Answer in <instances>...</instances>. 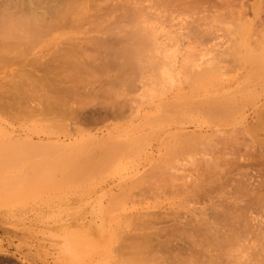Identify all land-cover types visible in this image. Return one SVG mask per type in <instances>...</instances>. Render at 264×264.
Listing matches in <instances>:
<instances>
[{
  "label": "rangeland",
  "instance_id": "obj_1",
  "mask_svg": "<svg viewBox=\"0 0 264 264\" xmlns=\"http://www.w3.org/2000/svg\"><path fill=\"white\" fill-rule=\"evenodd\" d=\"M92 1H93V3L91 2V6L95 5L96 2L97 3L100 2V0L99 1L98 0H92ZM102 1L103 0H101V2ZM129 1L128 0H110V1L108 0V2L105 1L108 4L110 2H112L111 3L112 5L110 4L109 6L112 7V8L111 7L110 8L113 9V11H116L114 9V7L123 11V12H120V14H119V11L117 10L118 11L117 15H116V12L114 13L113 11L111 13H114V14L111 15V13H109L110 10L109 11L106 10V7L108 6L106 3H104L105 5L103 4V7L102 6H101V8L99 7L100 10L98 12L100 13V17L102 16V18H99L98 15L95 14L96 11L93 10V12H95V13H92V14L97 15L96 17H98L100 19V21L102 19V21H103L102 23L98 22V24H97L96 19H98V18H95L93 15H92V17H90V18H95V20H94V21H96L95 24H97L98 26L101 25L102 28L103 27L106 28V29L103 28L104 30L108 29L107 31L101 32V35H102V33H105V32L107 34V33H112V31L115 32L117 30L120 32V33L115 32L116 34H118V36H116V34L114 35L115 36L114 39L116 40V42L112 41L114 44V45L112 44L113 46L118 45L116 37H118V38L121 37L120 38L121 41H122V38L125 37L123 35L124 33H122L125 31L121 32V29H123V27L120 28L121 27L120 23H123L124 25L126 24L124 26V28L129 26V30H128V28H127V30L125 29L126 31H129V32H131V30L133 32L132 28H135L137 26V24H140L141 25L140 30H143L144 32L147 30V27H150V28H148V30H153V31L157 30L155 32L154 36L155 37L157 35L159 36V39L155 38L156 40L158 39L157 41H159V40L161 41V44L158 43V45L159 44H160V46L162 45L161 46L162 49H164L166 46L167 54H172V56H169V55L168 56L173 60L169 59V57L165 53V55L168 57V60L166 62L167 65H168V61L171 60V61H173L172 63L176 66L177 69L184 66V67H186V69L188 68V70H189L190 67H193L190 65V64H192V65L197 66L196 67L197 69L195 67H193L196 69V72L197 71L201 72V69H202V71L204 69L203 72H205V71L210 70L208 68L211 67L212 64H213V66L214 65L218 66V65H220V63L222 65V62H224L223 65L220 66V68H222L221 69L222 72L219 70L221 72V74L223 73L224 76L219 73L222 77V78H220V75L218 74L219 71H217V69H215V66H214V69L217 71V74H215V75L212 74L213 76L211 75V78H213V79L209 78L206 80L207 82L204 81L206 84H203L204 82H201L199 84L197 83L198 86H196V84L193 83L194 82L193 78L189 77L191 80H193V81H191L189 78H187V77H185V75H183L184 73L181 72L182 70H184L183 68H181L182 70L181 69L179 70V73H180L179 74V73H177L178 71H176L177 69H175V66H174V68L172 67V70L175 69L174 72H172V70L171 71L169 70L170 71L169 74L171 73L170 76L173 74L172 79H170L169 81L176 79L178 77L176 79L177 80L176 83L171 81V83L173 82L171 85L175 84L174 85L175 87L171 86L172 87L171 88L169 85V81H168L166 86L164 87V89H161L159 86V83H158V79L156 78L154 80V78L157 77V75H158V74H156L157 72L152 71L153 69L151 68V71L154 73V76L156 74V76L154 77L152 75L153 73L150 72V69H149L150 66L148 68H146V66L148 64L152 65V63H153L152 60L149 59V60H146V62L148 61L147 63L142 64V66L143 65L145 66L147 64L145 66L146 70L144 68H142V69H144V71L147 72V70L149 69V71L147 73H145L144 79H141L142 78L141 76H143V75L137 76V74H136V76H135V78L141 77L140 79L144 81V83H143V81L138 80L139 78L137 79L139 83L137 82L138 86H137V88L135 86V88L139 92L136 91L134 88H132V87H134V83L136 84L135 81H132L133 86L129 87L132 84L131 80L134 79L133 75L135 73L134 74L132 72L130 73L131 74L130 80L124 78V81L121 82V84L122 83L127 84L128 83L127 80L130 81V83H128L129 86L127 85L129 87L128 89H134V91L129 90V93L131 92V95H130L129 93L127 94V92L124 93L126 91L125 90L126 87H124L123 85H122L123 86V92H121L122 90L118 91L119 87L118 88L113 87L114 85L108 86V84H107L109 82V81H107V77L109 78L110 76H112V77L114 76V75H110V74L107 75V73L114 71V69L116 68V66H115L116 61L114 59H112L113 56L110 55L111 54L110 52L109 53L107 52V53L111 57L110 56L108 57V55L106 54L108 57L107 58L105 56V53H106L105 50L106 49L104 48L105 49L104 51L102 50L103 47L100 49V51L102 50L103 52H105V53L101 52L102 53L101 55L105 56V57H103V59L98 55V57H100L99 61L101 62V64L98 63L99 61H98L96 56L91 57V59H90V56L87 57L88 52L90 51V54L92 55V53L94 54V51H95L92 48L93 47H94V49L96 48V46H93L91 48L90 43H92V41L87 40V38L92 37L91 35L94 32L98 35L100 34V33H98V31L92 30L93 31V33H92V31L90 32L91 29L89 30L90 26L94 27V25H93L94 21L92 23L87 22L86 25L85 24L80 25L81 28H79V26L77 25L78 28L76 30L72 29L73 27H76V25H75L76 23H74L72 28H69L65 31H64V29H62L64 32L61 31L60 34H58L59 33L58 30L63 25L60 24L61 25L60 27H59V25L56 26V28H58V30L55 31V33L52 34V31H54V30H52L51 33L48 32V33L42 35L45 39H47V38L52 39V40H50L51 43L49 42V40L45 41V39L44 40L42 39L45 42H43L41 40L42 43L40 41V43H38L39 44L38 45L36 43V42H38L37 41L38 37L35 40L36 42L34 41V43H33V40L29 41V42H27V40H26V42L21 41L20 43L18 42L19 44L17 43L16 40L12 41L16 47L20 48L19 46H21V47H23V50L25 48V50H29V52L26 51V53H25V51L24 52L21 51L22 48H20L21 50L18 49L19 51H21L23 53V56H22L21 52L19 53V51L17 49H13V50H17V52L13 51V50H12V52L10 51L8 53V56H7V61L6 60H4V61L2 60V62L0 61L1 62L0 63V148H1L0 154L5 155V156H6V154L8 156H14L15 154H17L19 152V154L21 156L28 157V161L22 162L23 164L20 163L21 166H20V164H11V165L8 164L9 166L8 165H6V166L2 165V168L4 166V170L0 166V169H1V171H0L1 172L0 173V264H156V263L157 264H165V263L168 264L171 261H173V264H174V261L178 260L179 256H180V259L184 258V257H185L184 259H186V261L184 259H182L184 262L176 261L179 264H181V263H183V264H188V263L193 264L194 263L195 264L196 262L203 264L205 262V259H207L206 256L209 255V254L207 255V253H210L214 256L215 259L212 260L211 259L212 256L209 259H211V261L216 260V264H232V263L233 264H239V263L240 264H264V253H262V252H264V249H263L264 248V186H263L264 185V183H263L264 182L263 181L264 180V176H263L264 175V159H263L264 158V74L262 73V70L264 69V62H262V63L260 62L259 64H261V65L259 67V66H257V64L255 65V61H256L255 59L256 58L253 59V57H252V53L256 51V50L253 51V47L256 48V44L259 43V47H262V46L264 47V44L263 45L261 44V43H264V40L262 42H260V40H262L264 38L263 37L264 36V0H200V1L198 0V2L195 0H192L196 3L195 5H193V7H192L193 3L190 5L191 0L189 1V4H188V2H187V4H185L186 0L185 1L179 0L180 2L175 0V3L177 1V3L182 4V5H178L176 3L178 7L183 6L179 9L177 6H175L176 4L174 5V2H173V5H171L169 2V5L171 7L169 5H167V8L169 6V9H165V6L162 7V5H161V3H164V2H161V0L154 2L155 0H153L156 8L151 7L150 8L151 10L147 9V8H149L147 5H149V3L152 2L151 0L148 3L145 2L146 0H135L137 5L134 4V0H133L132 4L130 3L132 0L130 2ZM147 1H149V0H147ZM162 1H164V0H162ZM168 1L169 0H167L166 4L168 3ZM182 1H184L185 3L184 2L182 3ZM171 2H172V0H171ZM156 3H158L162 8L160 6L158 7V5ZM98 4H100V3H98ZM89 5H90V3L88 4V6ZM97 5H95V6H97ZM133 5H134V8L136 7L137 9H140V10L138 11L136 8H135L136 10L134 8H132ZM104 6H106V7H104ZM149 6H151V4ZM174 6H175V8H174ZM87 8H89V7H87ZM110 8H108V9H110ZM152 8H153V10H152ZM163 8L167 12L164 11ZM92 9L93 8L91 7L90 10L92 11ZM176 9L178 10V12ZM90 10H88V11H90ZM162 10L164 12H162ZM155 11L156 12L159 11V12H157V14L159 13L160 15H155L156 14ZM170 12L171 13L174 12V13L171 14ZM138 13H141V14L138 15ZM164 13H165V15H164ZM175 13H176V15H175ZM121 14H122V16H121ZM127 14H130V16H132L133 14H137V21H139V22L137 23L134 21L133 23L130 24L127 20ZM88 15H85V16L83 15V17H86ZM103 15H105L107 20L104 19ZM152 15H154V18ZM119 16H121V17H119ZM139 16H141V17H139ZM149 16H151V17H149ZM156 16L159 20L156 18ZM167 16L170 18H168ZM159 17H161V19ZM162 17H164V18H162ZM166 17H167V19H166ZM121 18L123 20H126V21H123ZM150 18H151V21L148 20ZM240 18H242V19H240ZM162 19H164L165 21ZM78 20H75V21H78ZM81 20L83 23V19H81ZM81 20H80V22H81ZM92 20L93 19H91L90 21H92ZM157 20L159 21V23ZM200 20H201V22H200ZM231 20H233L232 23H234V24H236L238 22L237 25L232 24L230 22ZM84 21H85V19H84ZM87 21H89V20H87ZM104 21H106V22H104ZM121 21H123V22H121ZM148 21H150L151 24L154 22V25L152 24V26H154L155 28L152 26H149V24H147V23H149ZM135 23H137L136 26L134 25ZM167 23H168V25H167ZM206 23H209V24L207 25ZM210 23H212V24H210ZM243 23L245 25H243ZM146 24H147V26H146ZM231 24L234 26V28H233V26H231ZM97 25H95V26H97ZM133 25L135 27H132ZM210 25H212V26H210ZM242 25H243V27H242ZM65 26L67 28V26H69V25L68 24L64 25V28H65ZM82 26L84 28V30H83L84 33H81L82 32ZM159 26H161V27H159ZM101 27H99V28H101ZM190 27H192L191 28L192 30L190 29ZM199 27H201L202 29ZM97 28L98 27H96L95 29L98 30L99 28L98 29ZM102 28L99 30H102ZM109 28H111V30H109ZM151 28H153V29H151ZM203 28L205 29L204 30L205 32L203 31ZM207 28L209 30H207ZM232 28H233V30L235 29L236 31L239 29L238 31H242L243 34L241 32L237 31V32H234V35L232 36ZM53 29H55V28H53ZM137 29H139V26L137 27ZM60 30H61V28H60ZM73 30H75V32H73ZM78 30H81V31L79 32ZM195 30L197 32H195ZM199 31H200V34L198 35ZM158 32L160 35L157 34ZM201 32H202V34H201ZM78 33H81V35L83 34V37L81 35L78 36ZM151 33H154V32H151ZM151 33H150V36L152 35ZM49 34L50 35L52 34V35L49 36ZM74 34L76 37L74 36ZM96 34H95V36L93 35L94 36L93 40L95 39V41H96ZM241 34H242V36H240ZM98 35H97V37H100V39L105 38V36L101 37V35H99V36ZM174 35H175V37H174ZM42 36H39V37H42ZM53 36H56V37L54 38ZM77 36H78V38H77ZM70 37H71V39L74 38V40H73L74 42H75V38L78 40L80 37L81 40L79 39L78 43L86 51L88 49L87 53L85 54L86 51L84 49L80 50V48L78 49L77 46H75V45H73L75 50H73V48L71 50V48L68 47L69 44L66 46L65 44H67V43H65V40H71ZM160 37H162V38H160ZM232 37L238 41L237 42L238 44L236 45V47L239 46L237 49L239 51H238V53H236L235 58H237V54H238V57L240 59L237 58L236 60L238 63L242 62L241 64L240 63L235 64L236 60L234 59V61H235L234 62L233 59L230 58L231 54L229 57H225V58L223 57L224 55L228 54V53L225 54L226 51L227 52L230 51L231 44L232 45H233V43L236 44L235 40L231 39ZM82 38L86 39V40H84L83 43L80 42V41H82ZM176 38H177V40H176ZM104 40H106V39H104ZM231 40H233V42ZM177 42H178V44H177ZM63 43H65V44L62 45ZM120 43H121V46L124 45V44H122V42H120ZM252 43H253V45L255 44V46H253ZM23 44H26V46L24 47ZM72 44H70V47H72L71 46ZM49 45H50V47H49ZM54 45H56L55 49H54ZM91 45H93V43ZM243 45L245 47H243ZM250 45L253 46L251 48V50H249L251 47ZM51 46H53V47H51ZM58 46H60V50H58L59 49ZM121 46H119V47H121ZM64 47L65 48L68 47L70 50H68V48L66 50L68 52L70 51L71 54L74 53L73 51H78V50H79L78 51L79 53L77 52L78 54L82 53L81 56L79 55L81 57V60L79 58L77 59L73 55L72 56L78 60L77 62H79V63L82 62L81 63V65H82L81 69H83L82 70L83 73L85 71L87 73L90 72L89 68H91L92 66L94 67V65L95 66L100 65V66H96L97 69L95 67H94L95 69L93 67L91 68L92 71L94 70L93 71L94 74H92V75L95 76V78H94L95 80L93 79V77L90 76V77H88L87 80L89 81L92 78L90 80L91 83H89L90 82L89 81L86 84L84 81H86L85 79L87 77H85L84 81L81 80V83L84 82L86 85L84 86V85H82L83 84L82 83L79 86L78 81H80V80H78L77 81L78 86H77V84H75L76 80L72 79V81L75 80L74 85H73V82L70 83L71 81H69V79L71 80V78H69V77L71 76L73 78V76L75 74L70 69H69V71H71L73 73V76H72V74L70 75L69 74L70 72H68V70L66 71V69H65L64 70L65 72H62L63 74L60 75L62 78L60 76H59L60 78L56 77L59 74L58 72H60L61 68L64 69V67L61 66V62H62L61 60L64 58V56L62 58V54H63L62 51L65 50ZM106 47H110V45H108ZM119 47H118V49H120ZM161 47H159L160 50H161ZM168 47H170V48H168ZM259 47L256 48L257 50H259V53H256V52L254 53V55L258 54L257 58L259 55L264 56V49L259 48ZM61 48H64V50H62ZM113 48H117V47H113ZM232 48L234 49L233 46H232ZM76 49H78V50H76ZM97 49L98 48H96V51L99 50V49L98 50ZM181 49H182V51H181ZM221 49L223 51H221ZM92 50H93V52H92ZM114 50H116V49H114ZM176 50H177V52L175 53ZM246 50H248V51H246ZM262 50H263V52H262ZM107 51H109V48L107 49ZM54 52L58 53V54H56L57 56L55 55ZM170 52H172V53H170ZM178 52H180V53H178ZM220 52L223 54H221ZM230 52L232 53V51H230ZM235 52H237V51H235ZM18 53H19V55H21V57L18 55ZM24 53H25V55H24ZM77 53H75V55ZM162 53H163V51H162ZM218 53L220 55H222V57H220V55ZM51 54L55 55L54 60L55 59L57 61L60 60V63L55 60V64H51L52 65L51 66L49 64L51 62V60H49V59L52 58ZM64 54H67V53H64ZM249 54H250V56L247 57L246 55H249ZM160 55H161V53H160ZM192 55H194V56H192ZM233 55H235V54H232V57H233ZM79 56L77 55V57H79ZM149 56H148L149 58H152L153 55L150 54ZM175 56L178 58V60L175 59ZM56 57H58V58H56ZM94 57H96L97 60L93 59ZM155 57H158V60H161L165 56L163 54V57L162 56H161L162 58L160 57L161 59L159 58V56H155ZM250 57L253 60V65L257 66L256 69L254 68V66L251 63L252 60H249L251 64H248V60H246V59H250ZM88 58H89V60H88ZM145 58H146V54H145V57L143 56L142 59H145ZM214 58H215V61L212 62V60ZM216 58H218V59L216 60ZM146 59H148V58H146ZM184 59L187 62L184 61ZM91 60H92V62H91ZM165 60H166V58H165ZM188 60H190L191 63ZM52 61H53V58H52ZM143 61L145 62V60H142V63H143ZM171 61L169 63L170 65H172ZM181 61H182V63L184 62L185 64L184 63H183L184 65L181 64ZM193 61H194V64H193ZM210 61H211V63H209ZM217 61L219 62V64L215 63ZM232 61L234 63H232ZM93 62H94V64H93ZM197 62L198 63L200 62V63L197 64ZM36 63H38V65H39L38 68L41 70V72L38 70V68L37 69H34L35 67L32 68V66H34ZM47 63H48V66L47 67L44 66ZM56 63L59 66H61L60 68L57 69V71L59 70L58 72L56 71V72H54V74H48L51 71L47 72V73H43V70H44L43 68H45V67L48 68L49 65L51 67L48 68V71L50 70V68H51V70L54 69V67L57 68ZM89 63H91V67H90ZM101 65H103L102 67L106 66V69L111 68L112 70L110 69L109 70L110 72H109L105 68H101ZM237 65L238 66L241 65V66L238 67ZM35 66H37V64ZM107 66L109 68H107ZM199 66H201V67H199ZM250 66H251V68H254V69L252 70L250 68ZM85 67H86V69H84ZM168 67H169V65H168ZM65 68H67V67H65ZM98 68H100V69H98ZM193 68H190L191 72H189V73L191 75L189 73L186 74L187 73L186 71H188V70L184 71L185 74L193 76L192 75V69ZM212 69L213 68H211V70ZM194 70H193V72H195ZM46 71H47V69H45V72ZM97 71H98V74H100V75L96 74ZM115 71L116 72H114V74L118 75L117 69H115ZM259 71H261L262 74L261 73L258 74ZM66 72H68V74H64ZM200 72H198V73H200ZM19 73L22 75L21 76L17 75ZM81 73L79 74V72H78L77 74L79 76H81L82 75ZM139 73H142V72H139ZM175 73L178 75H175ZM214 73H215V71H214ZM77 74L75 76H77ZM95 74L98 76H96ZM33 75H34V77L37 76L36 79L37 78L40 79V80L37 79L38 81H42V83H39V85H35L36 90L33 92V95L36 96V97L33 96L35 99L32 98L33 99L32 101H30L31 99L30 100H24V98H26V97L28 98V97L32 96L31 92H30V96L28 95L22 99L18 98L16 95H13L14 92H16L17 90L16 89L13 90L12 86L15 85L16 83H20V82L24 83V81L27 85H30L32 82H34L36 80L33 77ZM50 75H52L53 79H51L52 77ZM46 76L48 79L50 78L49 81L51 80V82L55 79L54 78V76H55L62 83L55 79L56 81L54 80V82H52L53 86H54L53 87L52 84H49L51 82H49L48 79H45L46 81L44 80V78ZM86 76H88V75H86ZM146 76H147V79H145ZM148 76H150V77H148ZM174 76H177V77H174ZM112 77L110 79L113 80L115 77L114 80L116 82H120V81L116 80V76H114L113 78ZM151 77L152 78L154 77L153 81H152ZM189 80L192 82L190 84H193L195 86L194 88L193 87L191 88V85L189 84ZM210 80L212 83L214 82L213 85L210 82ZM106 81H107V83H106ZM187 81H188V83H187ZM116 82H114V84H117L116 86H119L118 83H116ZM22 83H20V84H22ZM55 83H56V86H55ZM145 83H147V84H145ZM59 84H61L63 87ZM67 85L71 86L69 93L67 90L69 87L64 89V86H67ZM101 85H103V87H107V91H108V89H111V87H113L114 90L111 89V91H114L112 94L113 96L114 95L116 96V94H114L116 91H118V93L121 92V94L124 93L123 95L126 94V96L124 98L121 96V98L119 100L117 98H119L120 96H117V97L114 96V98L112 96V98H111L108 96V93H106L107 92V91H105L106 88H103ZM140 85L142 88L140 87ZM167 85H169V86H167ZM199 85L200 86L203 85V90L196 88V87L200 88ZM204 85L205 86L210 85V86H208L210 89L207 87L208 88V90H207V88ZM47 86L51 87V92L52 93L54 92V94L56 92L54 90H56L57 87L61 86L60 87L61 90H59V88H58L60 93L63 94V92H64L63 90H67V92L65 91V94H63V96H66V93H67V96H68V94L70 95L71 91H72V93L75 92L76 94L75 93H74L75 95L71 94L73 96H71V98H70L71 103H73L74 105H72L69 101V109H70L71 105H72L71 107H73L75 110L78 109V110H76V111H78L77 112L78 114L77 113L76 114L79 116L74 115L76 112L75 110H74V113L71 114V116H73L72 118L70 116L68 117L67 114H65L66 115L65 116V115H63V111H62V113H61V110H60V112H59V110L56 111V109H59V108H56V109L53 108V110H51V111H54V109H55L56 112L54 111V113L52 112L54 115H50L52 113L49 112V110H48L50 105L48 102L49 106H47V102H46L47 100L46 99L48 97L46 98L45 95L51 97L50 95L52 93L50 92L51 94L49 95ZM122 86L120 88H122ZM153 86H154V88L156 87V89H154ZM55 87H56V89H54ZM76 87L78 88V90L76 89L73 92V89H75ZM101 87L103 90L101 89ZM52 88H53V90H52ZM71 88H73V89H71ZM115 88H117L116 91H115ZM167 88L168 89L171 88V89L168 91ZM259 88H261V89H259ZM100 89L105 92V95H104V93L102 94V91ZM193 89H194V91H193ZM196 89H198V90H196ZM59 91L56 92V94H60ZM144 91L147 93H145ZM258 91H260V93ZM252 93H253V95H252ZM101 94L103 97L101 96ZM39 95H41V96H39ZM106 95L110 99H108V97ZM117 95H119V94H117ZM60 96L62 97V95H60ZM127 96H129V97L127 98ZM100 97H102L101 98L102 100L100 99ZM106 97H107V99H106ZM234 97L238 98V99L235 100ZM248 97L250 99H253V97H255L254 98L255 103H254V99H253L252 103L251 102L248 103L250 101V99H248ZM68 98H69V96H68ZM212 98H213V100H212ZM222 98L225 100H223ZM48 99L50 100V98H48ZM70 99H67V98L64 99L65 103H66V100H70ZM206 99H208V101L204 102V100H206ZM231 99L234 102V104L238 102L237 106H239L240 100L243 103H248L245 105L246 108H244V106H243L242 113H241V111H239L240 114L238 116L234 112L235 117H233L232 116L233 114H231L230 112L237 111V110H239L240 107H238V109L236 107L237 110H234L233 108H232L233 109L232 111L229 110L230 112H229V114L228 113L227 114L230 115V117H228L227 114H224L225 119H222L223 116L220 117L223 121L219 118V116H221V115H218V116L214 115V116H216L215 118H217V119L215 120V118L213 117L214 120L211 121V119H212L211 118L210 122L208 121L209 118L207 120L205 117L202 118V115L201 116L199 114L197 115V113H200L197 110L200 111L203 107L202 105L205 106V108L203 107V111L205 114L204 109H206V111H208V108L210 107V103L211 104L212 103L213 104L214 103L219 104L220 102L227 103V101H228L229 104L227 103V105L230 106V102H232V101H230ZM256 99H257V101H256ZM52 100L53 99L51 97L50 103L52 102ZM246 100L247 101L249 100V101L246 102ZM201 101L204 103H200ZM235 101H237V102H235ZM121 102H124L126 107H125V105H123L124 103H122L123 107H122V105H119L122 107V109H121L118 106V104ZM180 102H181V104H182V102L184 103L180 106L178 105V107H179L178 111L183 107L180 110V111H182V112H180L182 114H183V111H185V112L187 111L186 109L188 107H190L189 108L190 111H191V109L192 110L194 109L193 108L194 106L196 108L197 107L201 108V109L197 108L196 113L193 111L194 114L193 113L190 114L188 112L189 111V109H188V111H187L188 113L186 112V115H188V118H186V119L184 118L185 114L184 115L180 114V116L182 115L181 118H184L187 122H188V120L191 119V122L189 121V123L194 122L193 124L187 123L184 119L182 121H181V119H179L181 122L185 121L184 125L182 123L178 124L177 122H179V120L178 121L175 120L176 123L178 124L175 126L176 123L174 122V124H173L171 120H172V117L175 119L177 114H178L177 115V117H178L179 112H177V114H171L172 117L169 114L173 112L172 110L174 108H172V110H167V111H171V112H169V114H167L168 112L165 113L168 106H169L168 109H171L170 107L172 105H176ZM188 102H189V104H188ZM207 102H208V104H206ZM52 103H51V105H52ZM57 103H60V102H57ZM76 103H78V105ZM253 103L255 105H253ZM60 104H62V103H60ZM95 104H97V106ZM162 104L164 107H162V106L160 107V105H162ZM192 104H194V105H192ZM231 104L233 105V103H231ZM116 105L121 110H119V108ZM207 105L209 106L208 108H207ZM222 105H224V104H222ZM78 106L80 107V109L82 107L84 109L82 108V110H80L78 108ZM63 107H65V106H63V104H62V108ZM100 107H102L103 109ZM175 107H177V106H175ZM225 107H226V105H225ZM230 107H232V106H230ZM128 108L131 111L129 110L127 112ZM69 109H68V111H69ZM163 109H165L164 114L167 116L166 118L168 119V117H169L171 120L164 121L165 115L162 116ZM175 109L177 110V108H175ZM118 110H119V112L117 113ZM133 111L134 112L136 111L135 113H138V114L134 113V115H133L132 114ZM203 111L201 113H203ZM47 112H49L48 116H47ZM56 113H57V115H56ZM65 113H67V111ZM69 113H70V111H69ZM116 113H117V115H115ZM120 113H122L124 116ZM42 114H44V115H42ZM80 115L82 118L80 117ZM58 116H60L62 118L63 122H60L61 119H59ZM207 116H208V114H207ZM236 116H237V118H236ZM57 118L59 120V122L57 121V125H59V127L61 126V124H62V126L66 125V127L65 126L62 127L66 130L65 132H63L64 131L63 129H62V131H57V129L60 130L61 127H60V129H59V127L57 129L52 128L51 123L54 126V124H56L55 119L57 120ZM73 118H74V120H73ZM77 118H79V119H77ZM159 118H161V119H159ZM232 118H235V119L232 120ZM52 119H54V121ZM217 120H219V121L215 122V124H212V122L214 123V121H217ZM199 121H200V123H199ZM53 122H55V123H53ZM169 122H171L172 124ZM201 122L203 123V125ZM236 122H238V123H236ZM48 125H49V127L51 126V128H47ZM197 126H199V127H197ZM214 126H216L218 129ZM54 127L56 128V125ZM181 127H183V129ZM184 127H185V129H184ZM178 129H180V130H178ZM173 130H175V132L177 130V132H176L177 134L175 132H172ZM218 130H220V132ZM180 131H182L183 133L182 132L180 133ZM193 131H196L194 133V135H196V136H193L192 134H190L191 136H193L192 140H195L196 137H199V136H197L198 133H201V135L199 134L200 138H204V139L203 140L202 139L199 140L200 138L197 139L198 144H195V145H197V147H194V148H193V145H194L193 142H196V141L191 140L192 141L191 143L193 145L190 143L191 145H188V146H191V148L194 150L189 148L188 152L191 153L190 155H192V156H190L188 153H187V155L190 156L192 159L190 157L189 158L191 160L189 158H183V159L179 158L180 160L177 161L179 164L176 162L179 167L177 166V164L175 165V161H174V163L172 162V167H170V170H171V168L174 169L173 166L175 165L174 167L177 166V168H176L177 172H175L176 171L175 169H174V172H172V170H171L172 175H169V177L171 176L172 177V178L170 177L171 179H173V177H174V179H177L178 181L179 180L181 181L182 179H184L183 183H185V185H187L190 182L191 178H196L199 174L201 176L203 172L206 173L208 171V173H210V170H212V169H214L213 171L218 172V173H214V174L224 175L222 177H225L226 181L229 183L228 184L226 182L227 183L226 186L224 184L225 180H222L223 178L221 176H220L221 179L217 178V179H219V182L215 177L217 175L212 176V177H215L216 183L218 182V184H219V185L216 184L218 186V189H215V191L213 190L214 191L213 193H212V190L211 191L209 190L211 192V195L213 194L212 196L209 195L210 194L209 191H208V193L205 194V189L199 191V193L203 194V197L204 196L206 197V195L208 196V197H206V199L202 198V195H201V197H199L200 196L199 195L198 196L199 198L197 197V195H195V197H190L192 195H190V193L187 194V192L185 193V191H184L185 196L183 197V194H181L182 195L181 196L180 194H177V192H175V187H176V190H179V187H181V182H180V184H178L179 182L175 183V184L180 185L179 187H177L176 185H173L172 181L171 182L169 181L170 185L172 183V185H171L172 188H168L169 184H167L166 186L163 185L164 186L163 187L161 184H158L160 181L157 183L155 182L156 179H158V178H156V176L153 177V175H156L159 171L163 172L164 176H168L165 174V172H167V171L164 172L162 170V168H164V167H162L163 165L160 166L162 161H163L162 164H164L166 161L160 160L161 162L159 164V161L157 158V157H159L158 155L161 152H163L164 150H166V147H169V149L173 148L171 145L176 142V140H175V142H172L175 137L179 138L178 141L176 142L178 144L180 141H182L181 139H185V140L190 139L189 138L190 136L188 137L186 133H185L186 135L184 134V132H188V135H189V133H191ZM217 131L219 132L220 135L218 134ZM172 133H174V134H172ZM222 133H223V135H222ZM140 135H141V137H140ZM215 136H217V137H215ZM130 137H131V139H130ZM136 138H137V141H135ZM138 138L143 139V141L139 140ZM160 138H163L162 139L163 141ZM193 138H195V139H193ZM86 139H87V141L89 140L88 142L90 144L88 142L84 141ZM90 139L92 142H90ZM92 139H94V140H92ZM106 139H108V140H106ZM112 139H113V141L117 140L116 142L114 141L116 144H117V142L119 143V141H120L121 143H119V144H122V145L124 144L125 140H126L125 142L129 141V143L135 142L136 144L134 143L133 145L132 144H129V145H131V147H133V148L135 147L134 148L135 151L137 150L136 148L138 146V148H140V149H138L139 151L137 150L138 152H140L141 150L144 149L143 152H145L146 155L144 157L142 156L141 159L139 157H138V159H136L137 157L136 158L131 157V158H126L127 160H123V159H125L123 157L122 158L119 157V159L117 160L115 157L114 158H112V157L106 158V157L102 156V158H103L102 160L104 161V162H102V165L98 161H97L98 162L97 163L93 160V163L88 164L89 168L82 169L83 166L85 167L87 165H84V163L81 162L80 158L81 157L85 158L86 156H89L90 154H92L94 151H97L96 154L98 153L97 154V156H98L100 153L98 152V149L96 148V146H98L100 144L104 145V143H107L105 145V147H107V146L113 144L112 141L110 142V140H112ZM99 140L101 143L98 142L99 143L98 144L96 142V144H98V145H95L94 142L99 141ZM73 141L74 142L79 141L81 143L77 142V144H76ZM122 141H123V143H122ZM161 141L163 142V144ZM200 141H203L201 143L202 146L200 144ZM35 142H36V145L35 144L32 145V143H35ZM52 142L53 143L57 142V146L59 145L58 142L61 143L62 145H64L65 148H63V149L61 148L62 149L61 151H64V149H66V146L68 149L70 148L71 150H74L72 152V154L66 156L65 158H62L65 163L67 162L66 164L65 163L61 164V162H60L62 160L61 157L59 158L60 159L59 161H55V162H57V164H53L54 163L53 158L55 157V155L50 153V152L48 153L47 156H46V154H44V152L46 150L42 149V147H44L48 143L53 144ZM137 142H140V143H137ZM25 143H27V145L29 144L31 146V147H28L30 149H28V148L23 149L24 148L23 144H25ZM37 143H39V144H37ZM86 143H87V145H84ZM176 143L174 144V146H176ZM119 144H117V145H119ZM126 144H124V145H126ZM203 144H205V145H203ZM17 145H19V146H17ZM82 146H83V148L85 146V148L84 149L81 148ZM18 147L20 148L19 149L20 151L17 150ZM32 147H33V149L31 150ZM76 147L78 149H76ZM103 147H101V148H103ZM127 147H129V149H130V146H127ZM44 148H47V145ZM80 148L82 149V151L84 150L82 153L83 156H82V154H79V151H81V150H79ZM133 148H131V150ZM39 149H42L43 151H41ZM134 149H133V151H134ZM85 150H88V151L86 152ZM89 150H91V152ZM103 150L105 153L106 150L104 148H103ZM190 150H191V152H190ZM21 151L25 152V153H21ZM67 151H69V150H67ZM9 152H11L10 155L8 154ZM40 152H42V153L40 154ZM88 152H90V153H88ZM2 153H4V154H2ZM58 153H60V152H58ZM73 153L76 154V158L73 159V161L75 160L76 164H78L80 162V165L79 164L74 165L75 161L73 162L71 160L72 158L75 157V155ZM104 153L101 150V154L103 155ZM194 154L196 157L194 156ZM53 155H54V157H53ZM92 155H90V156H92ZM79 156H81V157L79 158ZM93 156L96 157L95 154ZM31 157H34V158H31ZM50 157L51 158L53 157V158L51 159ZM56 157H59V156H56ZM152 157H154V158H152ZM104 158L106 159V161H108V158L116 159L117 161L111 160V163L114 162L113 165H109L108 167H105L107 165L106 164L103 165V163H105ZM31 159H33V160L30 161ZM224 159H228V161H229V162H226V163H229V164H226L228 170L225 168L226 167V165L224 163L225 161L223 162L224 166H222L223 165L222 161ZM37 160H38V162H37ZM45 160H46V163H48L49 161H52L51 163L53 165L51 163H48V165H47L45 163ZM56 160H57V158H56ZM102 160H99V161H102ZM119 160H120V162H119ZM234 160H235V162L237 160L236 164H235ZM42 161H44V163ZM70 161H72V164L70 163ZM230 161H231V164H230ZM28 162L30 163V165ZM35 162L37 163V165ZM126 162H128V163L134 162V163L130 168H127L126 170H122L121 165H122V163L125 164ZM81 163L83 164V166L81 165ZM136 163L140 164V166H137ZM246 163H248L249 165ZM260 163L262 165H260ZM27 164H28V166H26ZM156 164H158V165H156ZM166 164H167V167H169L168 164L170 165L171 163H166ZM166 164H164V166ZM181 164H183V165H181ZM240 164H241V166H240ZM23 165H24V167H23ZM38 165L40 167H38ZM73 165L75 167H78V168H79V166L82 167V168L80 167L82 169L81 170L82 174L78 173L80 175L79 180L77 179L78 174H76V173L80 172V171L78 170V168H75ZM229 165H231L232 167H230ZM235 165H236V167H234V169H232L233 166H235ZM238 165L241 167V169L239 167H237ZM246 165H248L249 167L247 166L248 167L247 168ZM258 165H260V166H258ZM204 166H206V167H204ZM207 166H209V167L211 166L210 168H212L214 166L217 169L216 168L210 169L209 167L207 168ZM256 166H258V167H256ZM5 167H6V169H5ZM25 167L27 170H25ZM41 167H42V169H41ZM64 167H66V168L64 169ZM67 167L69 169H67ZM72 167H74L73 169H75V170L77 169L78 171L76 170L77 171L76 173L72 172V171H74V170L70 169ZM102 167H104L105 170L107 168L109 170L105 171L104 169H102ZM9 168H11V171ZM39 169H40V171H39ZM86 169L87 170L88 169L89 170L94 169V170H92V172L90 170V171H88L89 173L88 172L86 173V171H83ZM119 169H120V171H119ZM165 169L168 170V168H166V167L164 168V170ZM235 169H237V170H235ZM36 170H37V172H36ZM70 170H71V172H70ZM135 170L137 171V174H134ZM23 171H24V173H26L25 175H24ZM47 171H48V173H47ZM65 171L70 172V174L68 173L69 176L67 175V173ZM94 171H95V174H94ZM133 171H134V173H133ZM225 171L227 173H225ZM257 171H258V173H257ZM43 172H45V173H43ZM232 172H235V173H232ZM35 173L38 176H36ZM142 173L144 174L145 179L141 178L143 176ZM149 173H151V175ZM163 173H162V177H160L161 179L166 178L163 176ZM167 173H169V172H167ZM228 173H231V174L229 175ZM29 174H31V175H29ZM45 174H47V176H45ZM83 174H86V175L82 176ZM210 174L207 175V173H206L205 175L207 177H209ZM227 174L229 175L230 178H228ZM74 175H75V177H73ZM138 175H139V177H138ZM145 175H148V176H145ZM91 176H93V177H91ZM206 176H205V178L207 179ZM16 177H17V179H16ZM212 177H209V178H211V181L214 180V178H212ZM19 178L21 179L20 181L18 180ZM83 178H85L86 180H84ZM209 178L207 180L208 182H209ZM24 179L27 182H25ZM127 179H129V180H127ZM236 179L238 181L240 180V183ZM246 179H249V182ZM71 180H72V182H71ZM153 180H155V181H153ZM177 180H175V181L177 182ZM197 180L198 181H196L195 184L192 185V187L197 188L199 186V184L201 183L200 182L201 179L199 180V178H198ZM204 180H202V181H204ZM220 180H222L223 183ZM164 181H165V179H164ZM207 181H205V182L208 183ZM211 181H210V183L213 184ZM242 181H244V182L241 183ZM166 182H167V180H166ZM220 183L224 184V186H222V184H220ZM261 183H262V185H261ZM243 184L245 185L244 189H243ZM158 185L159 186L161 185L162 188L158 187ZM205 185H207V184H205ZM205 185H203L204 188L206 187ZM237 185L238 186L242 185L241 187L243 190L247 189V190H245V192L243 191L244 193L241 194V196H240V192L237 191L240 189L239 187H237ZM166 187L168 189H166ZM220 187H222V188H220ZM211 188H212V186H211ZM214 188H216V187H214ZM214 188H212V189H214ZM225 188H227V189H225ZM253 190H255V191H253ZM179 191H181V189ZM234 194H235V196L237 194L240 196V197L236 196L239 202L235 200V202L237 204L240 203L239 206H242L244 203L246 204L249 200H250L249 202L251 203V205L249 204L251 209L245 208L246 210H244V207L242 206V209L246 212V214H244V215L247 216L246 218H248V221L245 220L246 218H243L240 220H242L245 223L247 222L250 224H248V227H244V228H246L245 230L243 227H241V228L238 227L239 229L237 228V230L242 232V234L240 236H238L241 233L240 232L238 234L239 231L235 232L237 234H234V236L236 235L239 237V238H237V240H239V242L237 240H234L236 238V236L233 238V234L231 235V233L233 231L231 229L228 230L227 228H224L227 226V224L230 227L229 221L230 220L232 221V218H234V216L232 217L231 214L235 215L234 212L236 210V207L234 208L235 204H233L232 199H231V197H233ZM186 195H190V196H186ZM227 196H229V197H227ZM27 197H30V198H27ZM200 198L204 201H202ZM234 198H233V201H234ZM225 199H226V201H225ZM219 201H220V203L222 201L227 202L228 213L232 217L231 219L226 218L227 221L229 220L228 221L229 223H227L226 221L223 222V220H221V217L219 219L218 213L220 211L222 212V210H220V208L218 206ZM241 201L244 203H241ZM215 202H217V206L219 208L217 211H216L217 207L215 206L216 205ZM225 202L223 204L226 205ZM209 205H210V207H209ZM246 205H248V204H246ZM220 206H222V205H220ZM206 207H208V209H206ZM209 208H211L213 210V212L214 211L216 212V214L218 215V216L216 215V217H218L217 219H219L220 222L222 221V223H224V224L226 222L227 224L224 226V225H222V223L215 220L216 221L215 224H217L219 222V224L222 225V228L224 229V232H223V229L219 230L218 226H215V224L213 225V222H212V221H214V219H213L211 221L212 224H210V225H208L205 222L209 226L208 230L207 229H205V230H207V231L210 230L213 232L214 228L216 230V227H217V230H219V232L222 233L223 238L225 237L224 238L225 241L219 237L216 239H219L220 240L219 242H221V240H222L223 242L227 243L228 252L230 253V255L226 253V250H225V252L224 251L223 252L225 255H229L230 257L225 256V259L223 258L224 256L222 255L223 254L222 250H224V248H226V247H224L223 249L220 248L221 244H223L222 242L219 245V248H220L222 254H220L218 252L220 250H218L219 249L218 244H217L218 242L216 243V241L214 239L215 238L214 233H213L214 234L213 239H214L215 243L217 244V246H214V247H217V249L215 248L217 251L213 248V245H211V244L206 245V243L204 244V242H203L204 239L202 241L201 236H200V238L196 237L193 240V242L195 244L190 242L193 247L190 246V244L188 242H187L188 243L187 245H189V247L187 245H183V243H182L183 241L178 243L179 241L176 240V241H178V242L175 241L177 244L176 243H173V245L171 244L173 246L172 250H171V248L167 247L169 245L165 246L166 244L163 243V241L165 239H168L165 236L166 232H167V236H168V230H166L164 236H162L163 234L161 231V234H162L161 236L163 238L166 237L163 240L161 238H160L161 239L160 241L156 240V238L159 239L160 234H157V235H159L158 237H154L155 231L158 230V228L163 229L162 227L167 225V224H164V220H165V222L168 221V219H166L167 216L170 217V219H169L170 225L168 224L169 226L173 225L172 223L175 222V216H176V218H178L177 216L179 215L180 218L183 220V222H191L193 224L194 228H196V226L199 225L198 224V219H200L199 215L206 214V215H208L207 217L211 220L212 216L210 218V216L208 214L211 211V209L209 211ZM247 208H249V207H247ZM201 209L205 213L201 212ZM240 210H237V211H240ZM243 210H241V211H243ZM247 210L248 211L250 210V211L247 212ZM193 211H195L196 213L197 212H201V213L200 214L197 213V215H198L197 216L196 213H194ZM150 212L154 213L155 220L160 219L158 222H156V223H159L158 225L157 224L155 225V221L152 218H150V215H148V214H151ZM224 214H225V211H224ZM147 215H148V217H147ZM244 215H243V217H244ZM241 216H242V214H241ZM197 217H199V218H197ZM207 217H205V219ZM216 217L214 216L213 218H216ZM237 217H238V215L236 216L234 221H236ZM147 218L148 219L150 218V219L147 220ZM180 218H179V220H180ZM208 218L206 219L207 221L209 220ZM240 218H242V217H240ZM134 220L135 221L139 220L138 222H140V223L136 222L137 226H133L135 224ZM210 220H209V223H210ZM238 220H239V218H238ZM238 220L236 223L239 222ZM243 222L240 221L242 226L244 225ZM143 223L146 224L143 232H145V233L147 232L149 234H152V236L150 238V240L152 242L150 244H152L153 247L151 245H149L150 248L148 249V252H146L144 254L145 251H143V254H144L143 256L145 258L141 254L142 258L138 259V257H139L138 255H140L139 253H141V252H139L137 249L142 247V246L140 244L141 242L140 243L136 242L138 245H135L134 247H137V248H135V250H137L138 252L136 251L135 253L138 254V255L136 254L138 256L137 259L140 260L141 262L133 263V261H132L130 263L129 261L132 260V257L130 258V256H128L129 253L131 252L129 250V247L131 245L127 246L130 243V240L128 241V237L129 236L132 237V234L134 233V231H135V233L133 235H136V236H137V234L139 235V233H137V232H139L140 230H138V229L136 230V227L141 229L142 228L141 226ZM160 223L162 226H160ZM176 223H178V221H176ZM240 223H238L237 225L241 226ZM200 224H202V223H200ZM168 225H167V229H168ZM202 225H204V224H202ZM233 225H234V227H237V226H235L236 224H233ZM233 225H232V229H233ZM250 225H252V226H250ZM201 226L199 225V227H201ZM208 226H206V228ZM252 227H254V229ZM242 228H243V230H240ZM199 229H201V228H199ZM225 229H227L226 232H225ZM201 230H203V229H201ZM254 230L256 233L254 232ZM230 231H231V233H230ZM143 232H141V234ZM214 232H217V231H214ZM159 233H160V231H159ZM217 236H221V235L218 234ZM242 236H244L245 238ZM131 237H129V239H131ZM204 237L205 236H203V238ZM133 238L134 237H132L131 241L137 237H135L134 239ZM138 238H140V237H138ZM209 238H211V237H209ZM241 238H243V239L240 240ZM213 239L211 238V243H212ZM138 241H140V239H138ZM158 241H159V244H161V243L164 244V246L167 249L166 251L168 252V254H166L165 250H162V248L165 249V247H162L163 244L159 245V248H158V245H157ZM184 241L186 242V240H184ZM235 241L238 242V243L236 242L237 245H236ZM154 243L157 246H155ZM215 243L213 242L212 244H215ZM130 244H132V242ZM124 245L127 246L126 248H128L127 250L129 252H126L127 251L126 248H123V247H125ZM179 245H182L183 247L180 246V247H182V248H180ZM194 245L197 246L198 249L197 248L193 249ZM224 245L226 246V244H224ZM131 247H133V244ZM185 247H186V249H185ZM120 249H122V250H120ZM123 249H125L126 251L123 252L124 251ZM159 249H161L160 252L158 251ZM174 249H177V250H174ZM131 250L135 251L134 248H131ZM182 250L184 251L183 253L185 255L182 253ZM170 251H172V252H170ZM205 252H207V253H205ZM175 253L177 256L179 255L178 257H176L177 259L175 258V256H176ZM169 254H171V255H169ZM203 254H205L206 256L204 255L205 257H203ZM181 255H183V256H181ZM133 258H134V260L136 259V257H134V256H133ZM170 258H172V259L170 260ZM232 260H233V262H232ZM161 261H163V262H161ZM209 261L210 260H208V262ZM176 262H175V264H176ZM210 262H209V264L212 263V262L211 263ZM234 262H237V263H234ZM171 264H172V262H171ZM214 264H215V262H214Z\"/></svg>",
  "mask_w": 264,
  "mask_h": 264
},
{
  "label": "bare ground",
  "instance_id": "obj_2",
  "mask_svg": "<svg viewBox=\"0 0 264 264\" xmlns=\"http://www.w3.org/2000/svg\"><path fill=\"white\" fill-rule=\"evenodd\" d=\"M98 1H99V0H98ZM105 1L108 2V0H103V1H102L103 3H102L101 0H100V2H98V3H100V4H98V3L96 2L95 5L98 4L97 6H95V5L91 6V2L93 3L92 0H0V61H1V62H2V60H3V61H4V60L7 61L8 53H9L10 51L12 52L13 49H17V50L19 49V50H21L20 48H22V50H21L22 52H24V51H25V53H26V51L29 52V50H25V48H24V50H23V47H21V46H19L20 48L16 47V46L13 44L12 41H15V40H16L17 43H18V42L20 43L21 41H25V42H26V40H27V42H29V41H32V40H33V43H34V41H35V40L37 39V37H38V39H37L38 42L35 41V42L38 44V43H40V41H41L42 39H43V40L45 39V38L42 36L43 34H46V33H48V32L51 33L52 30H54V31H52V34L55 33V31L58 30V28H56V26L59 25V27H60V26H61L60 24H62L63 26L60 27L61 30H60V28H59V30H58L59 33H58V34H60L61 31H63L62 29H64V31H65V30H67V29H69V28H72L74 23H76V24H75L76 27H73L72 29H75V30H76V29L78 28V26H79V28H81L80 25H82V24H85V25H86L87 22H88V23H89V22L92 23V22L95 20V18H98V17H99V18H102V16L100 17V13H99L98 11L100 10L99 7H100V8H101V6L103 7V4L106 3ZM109 1H110V0H109ZM128 1H129V0H128ZM130 1H131V0H130ZM130 1H129V2H130ZM151 1H152V2H150V0H149V1H147V0L145 1L146 3L150 2L149 5L151 4V6L147 5V6L149 7V8H147L148 10H149L151 7H155V3H154V2H157L158 0H155L154 2H153V0H151ZM177 1L180 2L181 0H180V1L177 0ZM177 1H176V3H177ZM184 1H185V0H184ZM184 1H182V3H183ZM189 1H190V0H186V3H185V2H184V3L187 4V2H188V4H189ZM195 1L198 2V0H195ZM199 1H200V0H199ZM159 2H160V1H159ZM159 2H158V3H159ZM161 2H164V3L166 4L167 0H164V1L161 0ZM169 2H170L171 5H173V2H174V5L176 4V3H175V0H172V2H171V0H169L168 3H167L166 5H165L164 3H161L162 7L165 6V9H169V6H170V5H169ZM190 2H191L190 5L193 3V4H192V7H193V5L196 4V3H195L194 1H192V0H191ZM89 3H90V5L88 6ZM111 3H112V2H110L109 4L106 3V4L108 5L107 7L104 6V7H106V10H108V11L110 10L109 13H111V12L113 11V9H111L112 7L109 6ZM130 3L132 4V3H133V0H132ZM152 3H153V4H152ZM158 3H156V4H157L158 7H159L160 5H159ZM134 4H136V1H135V0H134ZM177 4H178V5H182L181 3H177ZM177 4H176L175 6H177ZM104 5H105V4H104ZM111 5H112V4H111ZM136 5H137V4H136ZM136 5H135V6H136ZM153 5H154V6H153ZM167 5H169L168 8H167ZM94 6H95V7H94ZM113 6H114V5H113ZM147 6H146V7H147ZM175 6H174V8H175ZM87 7H89L90 9H91V7H92V8H93L92 11H91L89 8H87ZM96 7H97V8H96ZM110 7H111V8H110ZM160 7H161V6H160ZM162 7H161V8H162ZM170 7H171V6H170ZM177 7H178V6H177ZM181 7H183V6L178 7V9L181 8ZM108 8H110V9H108ZM132 8H134V5L132 6ZM135 8H136V7H135ZM135 8H134V9H135ZM155 8H156V7H155ZM190 8H191V7H190ZM97 9H98V10H97ZM114 9H115L116 11H113V12H114V13L116 12V15H117V12H118V11H119V14H120V12H123V11H121V10L115 8V7H114ZM136 9H137V8H136ZM136 9H135V10H136ZM165 9L163 8L164 11H166ZM88 10H90L91 12L88 11ZM93 10H95L96 13L93 12ZM117 10H118V11H117ZM137 10L139 11L140 9H137ZM150 10H151V9H150ZM152 10H153V8H152ZM154 10H155V9H154ZM156 10H157V9H156ZM163 10H162V12H164ZM176 10H177V9H176ZM86 11H87L88 13H87ZM108 11H107V12H108ZM138 11H137V12H138ZM180 11H181V10H180ZM180 11H179V12H180ZM155 12H156V11H155ZM157 12H159V11H157ZM157 12H156L155 15H160L159 13L157 14ZM166 12H167V11H166ZM174 12H175V11H174ZM174 12H172V13L170 12V13L173 14ZM177 12H178V10H177ZM181 12H182V11H181ZM184 12H185V11H184ZM92 13L97 14L98 17H96L97 15H95V14L93 15ZM114 13H111V15L114 14ZM149 13H150V12H149ZM152 13H153V12H152ZM182 13H183V12H182ZM88 14H89V15H88ZM140 14H141V13H138V15H140ZM83 15H84V16H85V15H88L89 17L86 16V17H87V18H86V17H83ZM92 15H93L95 18H90V17H92ZM150 15H151V14H150ZM161 15H162V14H161ZM164 15H165V13H164ZM164 15H163V16H164ZM175 15H176V13H175ZM103 16H104V19L107 20L106 17H105V15H103ZM121 16H122V14H121ZM121 16H119V17H121ZM152 16H153V18H154V15H152ZM139 17H141V16H139ZM149 17H151V16H149ZM167 17H168V16H167ZM167 17H166V19H167ZM173 17H174V16H173ZM89 18H90V19H89ZM99 18L96 19L97 22H96V21L93 22L94 27L92 26V27H93V28H92V27L90 26L89 30L91 29L90 32H91L92 30H93V31H94V30H95V31H98V33H100L99 35H101V32L107 31L108 29H107V30H104V29H106V28L103 27V28H104V29H103V28L101 27L100 24H99L100 26L97 25L98 22H99V23H100V22H101V23L103 22L102 19H101V21H100ZM156 18H157V16H156ZM156 18H155V19H156ZM159 18L161 19V17H159ZM162 18H164V17H162ZM168 18H170V17H168ZM178 18H179V17H178ZM78 19H79V20H78ZM81 19H83V23H82V20H81ZM84 19H85V21H84ZM91 19H93V20L90 21ZM104 19H103V20H104ZM121 19H122V18H121ZM157 19H158V18H157ZM173 19H174V18H173ZM220 19H221V18H220ZM240 19H242V18H240ZM73 20H74V21H73ZM75 20H78V21H75ZM80 20H81V22H80ZM87 20H89V21H87ZM98 20H99V21H98ZM122 20H123V19H122ZM127 20H128V22H129L130 24L133 23L134 21L137 22V23L139 22V21H137V14H133L132 16H130V14H127ZM148 20L151 21V18L148 19ZM158 20H159V19H158ZM158 20H157V21H158ZM162 20H164V19H162ZM171 20H172V19H171ZM194 20H195V19H194ZM123 21H126V20H123ZM123 21H121V22H123ZM150 21H148L149 23H147V24H149V26H152V24L154 25V22L151 24ZM164 21H165V20H164ZM174 21H175V20H174ZM212 21H213V20H212ZM239 21H240V20H239ZM68 22H69V23H68ZM71 22H72V23H71ZM77 22H78V23H77ZM95 22H96L97 24H95ZM104 22H106V21H104ZM146 22H147V21H146ZM169 22H170V21H169ZM171 22H172V21H171ZM196 22H197V21H196ZM200 22H201V20H200ZM226 22H227V21H226ZM230 22L232 23L233 20H231ZM70 23H71L72 25H71ZM80 23H81V24H80ZM137 23H135L134 25L136 26ZM158 23H159V21H158ZM235 23H236V22H235ZM237 23H238V22H237ZM237 23H236V24L232 23V24L237 25ZM67 24H68L69 26H70V25H71V26H70V27L67 26V28H66V26H65V28H66V29H65V28H64V25H67ZM147 24H146V26H147ZM161 24H162V23H161ZM171 24H172V23H171ZM198 24H199V23H198ZM206 24L208 25L209 23H206ZM210 24H212V23H210ZM228 24H229V23H228ZM232 24H231V26H233ZM75 25H74V26H75ZM77 25H78V26H77ZM95 25H97V26H95ZM125 25H126V24H125ZM125 25H124L123 23H120V26H121L120 28L123 27V29H124V30L121 29V32H122V31H125V32H122V33H124L123 35H124L125 37L122 38V41L120 40L121 37H120V38L116 37V39H117V44H118L117 46H113V45H114L113 42H116V40L114 39V37H115L114 35L116 34L115 32H119L118 30L115 31V32L112 31V33H107V34H106V32H105V33H102V35H103V34H104V35H103V36L101 35V37H104V36H105V38H103V39H100V37H97L98 34H96V33L94 32V33L96 34V41H95V39L93 40L95 34H94L93 31H92V33H93V34L91 33V34H92V35H91L92 37L87 38V40L92 41L93 45H91L92 43H90L91 48H92L93 46H96V48H98L99 50L97 49L98 51H96V48L94 49V47H93L92 49L95 50V51H94V54L92 53L93 50H92V52H91L92 55L90 54V51H89L88 54H87V55H88L87 57L90 56V59H91V57L96 56L97 59H98V61H99V58H100V57L103 59V57H105V56L107 57V55H108L109 52L111 53L110 55L113 56L112 59H114V60L116 61V63H115L116 68H115V69H117V73H118V75H115V74H114V72H116L115 69H114V71H111V72H110L109 70H110L111 68H109L108 66H107V68H109V69H106V66L102 67L103 65H101V68H105L106 70H108V71L110 72V73H107V72H108V71H107V72H106L107 75H108V74H110V75H114V76H116V80H117V81H120V82H116V81L114 80V79H115L114 76H113V77H114V79H113L114 81H113L112 79H110L112 76H110L109 78L107 77V81H109L108 83H107V81H106V83L108 84V86H109V85H110V86H113V85H114L113 87H117V88L119 87V88H118V91L122 90L121 92H123V86L126 87V89H125L126 91H125L124 93L127 92V94H128V93H129V90L134 91V89H135L136 91H138V90L136 89L137 86H138L137 84L139 83L138 80H139V81H143V80H141V79H144L145 73H147V72L149 71V69H150V72H152V71H154V72L156 71V72H157V73H156V74H158L157 77H155L156 74H155V76H154V73L152 72V73H153L152 75L155 77V78H154V77H153V78H154V80L157 78V79H158V83H159L160 88H161V89H164V87L166 86L167 82H168L170 79H172V75H173V74H172V75L170 76L171 73L169 74V72L172 70V67L174 68V66H175V65L172 63L173 61H171V60H173V59H171V58L169 57V56H172V54H167L166 46H165V45H164L165 48L163 47L164 49H162V47H161L162 45L160 46L161 41H160V40L157 41V40L159 39V36H158V35H157L158 37H157V36H156V37L154 36V34H155V32H156L157 30H156V31L148 30V28H150V27H147V30L145 29L147 32H146V31L144 32L143 30H140V29H141V28H140L141 25H140V24H137L136 27H135L134 25L132 26V27H135L136 29H135V28H132V29H133V32H132V30H131V32H129V31H126L127 28H128V30H129V26L126 27V28H124ZM144 25H145V24H144ZM158 25H159V24H158ZM164 25H165V24H164ZM167 25H168V23H167ZM204 25H205V24H204ZM243 25H245V24L243 23ZM243 25H242V27H243ZM138 26H139V29H137ZM202 26H203V25H202ZM210 26H212V25H210ZM96 27H98V28L101 27L102 30H99V29H101V28H99V29L97 28L98 30H96V29H95ZM152 27H154V26H152ZM159 27H161V26H159ZM193 27H194V26H193ZM238 27H239V26H238ZM53 28H55V29H53ZM144 28H145V27H144ZM154 28H155V27H154ZM191 28H192V27H190V29H191ZM197 28H198V27H197ZM199 28H201V27H199ZM210 28H211V27H210ZM233 28H234V26H233ZM233 28H232V36L234 35V32H237V31L239 30V29H238V30L236 31V30L234 29V30H235V31H234ZM125 29H126V30H125ZM142 29H143V28H142ZM151 29H153V28H151ZM157 29H158V28H157ZM201 29H202V28H201ZM75 30H73V32H75ZM83 30H84V28H83V26H82V32H81V33H84ZM109 30H111V28H109ZM191 30H192V29H191ZM197 30H198V29H197ZM199 30H200V29H199ZM204 30H205V29L203 28V31H204ZM207 30H209V29L207 28ZM230 30H231V29H230ZM240 30H241V29H240ZM64 31H63V32H64ZM78 31L80 32L81 30H78ZM78 31H77V32H78ZM99 31H100V32H99ZM77 32H76V33H77ZM151 32H154V33H151ZM160 32H161V31H160ZM191 32H192V31H191ZM193 32H194V31H193ZM195 32H197V31L195 30ZM204 32H205V31H204ZM238 32H241V33L243 34L242 31H238ZM247 32H248V31H247ZM81 33H78V36L81 35ZM119 33H120V32H119ZM150 33L152 34L151 36H150ZM52 34H51V35H52ZM108 34H109V35H108ZM112 34H113V35H112ZM157 34H159V32H158ZM170 34H171V33H170ZM176 34H177V33H176ZM199 34H200V31H199L198 35H199ZM201 34H202V32H201ZM238 34H239V33H238ZM242 34H241L240 36H242ZM51 35L49 34V36H51ZM93 35H94V36H93ZM99 35H98V36H99ZM123 35H122V36H123ZM159 35H160V34H159ZM39 36H42V37H39ZM74 36H75V34H74ZM78 36H77V38H78ZM81 36L83 37V34H82ZM107 36H108L109 38H108ZM116 36H118V34H116ZM168 36H169V35H168ZM262 36H263V35H262ZM45 37H46V36H45ZM53 37L55 38L56 36H53ZM71 37H72V36H71ZM71 37H70V39H71ZM75 37H76V36H75ZM169 37H170V36H169ZM174 37H175V35H174ZM263 37H264V36H263ZM40 38H41V39H40ZM51 38H52V37H51ZM98 38H99V39H98ZM111 38H112V39H111ZM155 38H158V39L156 40ZM160 38H162V37H160ZM79 39H80V37H79ZM79 39H78V40H79ZM104 39H106V40H104ZM231 39L235 40L233 37H232ZM43 40H42V41H43ZM46 40H47V41L49 40V42L51 43L50 40H52V39H48V38H47V39H45V41H46ZM71 40H72V41H71ZM71 40H65V43H67V44L63 43L62 45L65 44V45L67 46V45L69 44L68 47L71 48V50H72V48H73V50H75L74 47H73V45L77 46L78 49L80 48V50H81V49H82V50L84 49V48L78 43L79 41H78L76 38H75V42L73 41L74 38H72ZM80 40H81V39H80ZM84 40H86V39L82 38V41H80V42L83 43ZM101 40H102V41H101ZM109 40H110V41H109ZM118 40H119V41H118ZM170 40H171V39H170ZM176 40H177V38H176ZM233 40H231V41L233 42ZM263 40H264V38H263L262 40H260V42H262ZM42 41H41V43H42ZM45 41H43V42H45ZM93 41H94L95 43H94ZM105 41H106V42H105ZM108 41H109V42H108ZM112 41H113V42H112ZM172 41H173V40H172ZM245 41H246V40H245ZM245 41H244V42H245ZM25 42H24V43H25ZM54 42H55V41H54ZM54 42H53V43H54ZM76 42H77V43H76ZM107 42H108V43H107ZM110 42H111V43H110ZM120 42H122V44H124V45L121 46V43H120ZM235 42H236V44H234V43H233V45L231 44V49H230V51H232V53H231L230 51H228V52L226 51L225 54H227V53H228V54H227V55H224V56H223L224 58H225V57H229L230 54H231V57H230V58L233 59V61H234V59L236 60L237 58H239V57H238V54H237V58H235V57H236V53H238V51H239V50H237L239 46L236 47V45L238 44V43H237L238 41L235 40ZM257 42H258V41H257ZM257 42H256V43H257ZM19 43H18V44H19ZM36 43H35V44H36ZM50 43H49V44H50ZM55 43H56V42H55ZM55 43H54V44H55ZM72 43H73V44H72ZM75 43H76V44H75ZM158 43H160V44L158 45ZM163 43H164V42H163ZM253 43H254V42H253ZM253 43H252V45H253ZM56 44H57V43H56ZM70 44H72V45H71L72 47H70ZM107 44L110 45V47H106V46H108ZM112 44H113V45H112ZM177 44H178V42H177ZM261 44L263 45L264 43H261ZM38 45H39V44H38ZM52 45H53V44H52ZM59 45H60V44H59ZM62 45H61V46H62ZM105 45H106V46H105ZM174 45H175V44H174ZM174 45H173V46H174ZM23 46L25 47L26 44H23ZM55 46H56V45H54V49H55ZM119 46H121V47H119ZM170 46H171V45H170ZM232 46L234 47V49L232 48ZM250 46H251V45H250ZM250 46H249V47H250ZM253 46H255V44H254ZM253 46H251L249 50H251V48H252ZM36 47H37V46H36ZM49 47H50V45H49ZM51 47H53V46H51ZM58 47H59L58 50H60V46H58ZM68 47H67V48H68ZM81 47H82V48H81ZM99 47H100V48H99ZM102 47H103V49H102L103 51L106 49V50H105L106 53L103 52L102 50L100 51V49H101ZM113 47H117V48H113ZM118 47H119L120 49H118ZM159 47H161V50H160ZM171 47H172V46H171ZM243 47H245V46L243 45ZM258 47H259V43L256 44V48H258ZM64 48H65V47H64ZM64 48H61V49L64 50ZM67 48H65V50H66ZM69 48H68V50H70ZM104 48H105V49H104ZM108 48H109V51H107ZM111 48H112V49H111ZM168 48H170V47H168ZM168 48H167V49H168ZM176 48H177V47H176ZM235 48H236V49H235ZM256 48L253 47V51L256 50L255 52H256V53H259V50H257ZM259 48H263V49H264L263 46H262V47H259ZM27 49H28V48H27ZM78 49H76V50H78ZM86 49H87V48H86ZM114 49H116V50H114ZM241 49H242V48H241ZM245 49H246V48H245ZM17 50H13V51H16V52H17ZM19 50H18V51H19ZM65 50H64V51H65ZM84 50H85V49H84ZM21 51H19V53H20ZM64 51H62V53H63V54H62V58H63V56H64V58L61 60V61H62V62H61V66L64 67V69L61 68L60 72H58L59 70L57 71V69L60 68L61 66H59V65L56 63V64H57V68L53 66L54 69L51 70V68H50V70L48 71V68L52 66L51 64H55V60H56V59L54 60V57H55V55L58 54V53L54 52L55 55L51 54L54 62L52 61V58L49 59V60H51L52 63H51V62L49 63V62H48L49 60L47 59V60H48L47 62H48L51 66L49 65V67L46 68V67L48 66V63H47L46 65H44V66H46V67L43 68V69H44V70H43V73H47V72H50V71H51V72L48 73V74H54V72L57 71L59 74L57 73L58 75H57L56 77L60 78V77H61L60 75L63 74L62 72H65V71H64L65 69H66V71L68 70V72H70L69 74H70V75L72 74V76H73V73L76 75L78 72H79V74L82 72V73H81V74H82L81 76H79V75L77 74V76L74 75L73 78L69 75V76H70L69 78H71V80L69 79V81H71L70 83L73 82V85H74V82H75V80H76L75 84H77V86H78V83H79V86H80L82 83H83L82 85L85 86V85H86V84L92 79V78H91L89 81L87 80L88 77H90V76L93 77V79L95 78V76L92 75V74H94V72H93L94 70H93V71L91 70V68L93 67V66L91 67V63H89V64H90V67H91V68H89V69H90V72L87 73V72L85 71L86 73H85V72L83 73V71H82L83 69H81V67H82L81 63H82V62H81V63L77 62V61H78V60H77L78 58L81 60V57H80V56L82 55V53L78 54V53H79V52H78L79 50H78V51H73V52H74L73 54H71L70 51H69L70 53H69L67 50H66L65 52H64ZM85 51H86V50H85ZM87 51H88V49H87ZM87 51L85 52V54L87 53ZM160 51H161V52H160ZM162 51H163V53H162ZM164 51H165V52H164ZM181 51H182V49H181ZM221 51H223V50L221 49ZM233 51H234V52H233ZM235 51H237V52H235ZM246 51H248V50H246ZM22 52H21V53H22ZM77 52H78V53H77ZM80 52H81V51H80ZM101 52H102V53H105V56H104V55H101V54H102ZM107 52H108V53H107ZM176 52H177V50L175 51V53H176ZM229 52H230V53H229ZM241 52H242V51H241ZM250 52H251V51H250ZM255 52L252 53V57H253V59L256 58V59H255L256 61L254 60V61H255V65L257 64V66L260 67L261 64H259V63H260V62H261V63L264 62V56H263V55H261V56L259 55L258 58H257V55H258V54H257V55H254ZM262 52H263V50H262ZM19 53H18V55H19ZM25 53H24V55H25ZM64 53H67V54H64ZM75 53H77V54L75 55ZM98 53H99V54H98ZM158 53H159V54H158ZM160 53H161V55H160ZM165 53H166L167 56L169 55L168 57H169V59H171L170 61H171L172 65H170V64H169L170 61H168V65H169V67H168V65H167V63H166L167 60H168V57L165 55ZM170 53H172V52H170ZM178 53H180V52H178ZM220 53H221V52H220ZM106 54H107V55H106ZM145 54H146V58H148V59H146V58H145V59H142L143 56L145 57ZM150 54L153 55V56H152L153 59H152V58H149V57H150V56H149ZM163 54H164L165 57H163ZM218 54H219V53H218ZM221 54H223V53H221ZM232 54H235V55H233L234 58L232 57ZM250 54H251V53H250ZM250 54H249V55H246V56L248 57V56H250ZM72 55L75 56L77 59H76L75 57H73ZM77 55H78V56L80 55V56L77 57ZM98 55H99L100 57H98ZM110 55H108V57H109ZM194 55H195V54H194ZM194 55H192V56H194ZM219 55H220V54H219ZM253 55H254V56H253ZM19 56L21 57V55H19ZM22 56H23V53H22ZM56 56H57V55H56ZM111 56H110V57H111ZM148 56H149V57H148ZM155 56H159V58L162 56L163 58L161 57L162 59L160 58L161 60H158V57H155ZM255 56H256V57H255ZM17 57H18V56H17ZM50 57H51V56H50ZM50 57H49V58H50ZM96 57H94L93 59L97 60ZM108 57H107V58H108ZM178 57H179V56H178ZM196 57H197V56H196ZM220 57H222V55H220ZM56 58H58V57H56ZM74 58H75V59H74ZM165 58H166V60H165ZM179 58H180V57H179ZM183 58H184V57H183ZM245 58H246V57H245ZM60 59H61V58H60ZM73 59H74V60H73ZM102 59H101V60H102ZM118 59H119V60H118ZM141 59H142V60H145V62L143 61V63H142V60H141ZM149 59H151L153 63H152V65H150V64H148V65L146 64L147 66L145 65L146 68H148V67L150 66V68H149V69L147 70V72H146V71H144V69L146 70V68H145L144 65L142 66V64L147 63L148 61L146 62V60H149ZM163 59H164L165 61H164ZM175 59L178 60V58H177L176 56H175ZM197 59H198V58H197ZM217 59H218V58H216V60H217ZM227 59H228V58H227ZM239 59H240V58H239ZM88 60H89V58H88ZM151 60H150V61H151ZM153 60H154V61H153ZM195 60H196V59H195ZM198 60H199V59H198ZM224 60H225V59H224ZM246 60H248V64H251V63H252V65H253V60L251 59V57H250V59H246ZM249 60H252L251 63H250ZM258 60H259V61H258ZM56 61H57V60H56ZM98 61H97V62H98ZM150 61H149V62H150ZM175 61H176V60H175ZM184 61H186V60L184 59ZM188 61H190V60H188ZM196 61H197V60H196ZM213 61H215V58L212 60V62H213ZM230 61H231V60H230ZM233 61H232V63L235 62V61H234V62H233ZM1 62H0V63H1ZM57 62L60 63V60L57 61ZM91 62H92V60H91ZM94 62H95V61H94ZM94 62H93V64H94ZM186 62H187V61H186ZM245 62H246V61H245ZM256 62H257V63H256ZM45 63H46V62H45ZM98 63L101 64L100 61H99ZM150 63H151V62H150ZM183 63H184V62H183ZM183 63H182V61H181V64H183ZM190 63H191V61H190ZM199 63H200V62H199ZM199 63L197 62V64H199ZM209 63H211V61H210ZM215 63H218V64H219L218 61L215 62ZM223 63H224V62H222V65H223ZM237 63H238V62H237V60H236L235 64H237ZM239 63L241 64L242 62H239ZM239 63H238V64H239ZM33 64H34V63H33ZM36 64H37V66H35ZM36 64H35L34 66L31 65L32 68L35 67L34 69H37V68L39 67V65H38V63H36ZM176 64H177V63H176ZM184 64H185V63H184ZM184 64H183V65H184ZM186 64H187V63H186ZM193 64H194V61H193ZM228 64H229V63H228ZM235 64H234V65H235ZM29 65H30V64H29ZM29 65H28V66H29ZM190 65L193 66V67H195V68L197 67V66L192 65V64H190ZM216 65H217V64H216ZM222 65H221V63H220V65H218L219 67H218V66H215V65H214V66H215V69H217V71H219V70L221 71L222 68H220V66H222ZM231 65H232V64H231ZM252 65H251V66H252ZM255 65H253V66H254V68L256 69L257 66H255ZM44 66H43V67H44ZM55 66H56V65H55ZM58 66H59V67H58ZM96 66H100V65H96ZM96 66L94 65L95 68H96ZM170 66H171V67H170ZM186 66H187V65H186ZM188 66H189V65H188ZM209 66H210V65H209ZM214 66H213V64H212V66L208 68V69H210V70L207 69L208 71H205V72H203L204 69H203V71H202V69H201V72H200V71H197V72H196V69H197V68L195 69V68L189 66L190 68H193V69H192V75H193V76H190V75H191V74L189 73V72H191V71H190V68H189V70H188V68L186 69V67L182 66V67H180L179 69H177L176 66H175V69H177L176 71H178L177 73H179V70H180L181 68H183L184 70L181 69V70H182L181 72L184 73L183 75H185V77H187V78H189V77H190V78H193V80H194L193 83H195L196 86H198L197 83L199 84V83H201V82H204V81H206V80L209 79V78H210V79H213V78H211V75H212V74H214V75L217 74V71L214 69ZM237 66H238V65H237ZM240 66H241V65H239L238 67H240ZM251 66H250V68H251ZM253 66H252V67H253ZM65 67H67V68H65ZM94 67H93V68H94ZM199 67H201V66H199ZM199 67H198V68H199ZM217 67H218V68H217ZM233 67H234V66H233ZM95 68H94V69H95ZM142 68H144V69H142ZM151 68L153 69L152 71H151ZM211 68H213V69H212L213 71L211 70ZM254 68H251V69L253 70ZM34 69H33V70H34ZM45 69H47L46 72H45ZM62 69H63V70H62ZM69 69L72 70L73 73H72L71 71H69ZM84 69H86V67H85ZM96 69H97V68H96ZM98 69H100V68H98ZM141 69H142V70H141ZM175 69H173L172 72H174ZM194 69H195V70H194ZM38 70L41 72V70H40L39 68H38ZM54 70H55V71H54ZM111 70H112V69H111ZM169 70H170V71H169ZM186 70H188V71H186ZM193 70H194L196 73L193 72ZM198 70H199V69H198ZM36 71H37V70H36ZM39 71H38V72H39ZM184 71L187 72L186 74L189 73L190 75H186ZM214 71H215V73H214ZM220 71L218 72V74H219V73L221 74L222 71H221V72H220ZM247 71H248V70H247ZM263 71H264V69L262 70V73L264 74ZM33 72H34V71H33ZM38 72H37V73H38ZM52 72H53V73H52ZM68 72H66V73H64V74H68ZM112 72H113V73H112ZM131 72H132L133 74L135 73V74L133 75V78H134L135 80H134V79L131 80V83H132V84L129 86L128 83H130V81H128V80H127V82H128L127 84H126V83H125V84H123V83L121 84V82L124 81V78H125V79H129V80L131 79V78H130V76H131L130 73H131ZM137 72H138V73H137ZM139 72H142V73H139ZM143 72H144V73H143ZM150 72H149V73H150ZM198 72H200V73H198ZM117 73H116V74H117ZM260 73H261V71H259L258 74H260ZM262 73H261V74H262ZM48 74H47V75H48ZM55 74H56V73H55ZM96 74H98V71L96 72ZM96 74H95V75H96ZM129 74H130V75H129ZM136 74H137V76H141V75H143V76H141L142 78L140 77L141 79H140L139 77H136V78H135ZM179 74H180V73H179ZM220 74H219V75H220ZM17 75H20V76H21L22 74L19 73V74H17ZM83 75H84V76H83ZM86 75H88V76H86ZM98 75H100V74H98ZM98 75H96V76H98ZM152 75H151V76H152ZM175 75H178V74L175 73ZM221 75H223V73H222ZM221 75H220V78H222ZM50 76L52 77V75H50ZM59 76H60V77H59ZM78 76H79V77H78ZM181 76H182V75H181ZM212 76H213V75H212ZM216 76H217V75H216ZM216 76H215V77H216ZM223 76H224V75H223ZM33 77H34V75H33ZM36 77H37V76H36ZM36 77H34V78L36 79ZM56 77L54 76V78H55L57 81L61 82V81L58 80ZM74 77H75V78H74ZM81 77H82V78H81ZM85 77H87V78L85 79ZM113 77H112V78H113ZM127 77H128V78H127ZM148 77H150V76H148ZM170 77H171V78H170ZM174 77H177V76H174ZM41 78H42V77H41ZM61 78H62V77H61ZM78 78H79V79H78ZM96 78H97V77H96ZM138 78H139V79H138ZM151 78H152V77H151ZM153 78H152V81H153ZM177 78H178V77H177ZM177 78H176V79H177ZM181 78H182V77H181ZM190 78H189V79H190ZM217 78H218V77H217ZM37 79H38V78H37ZM37 79H36V80H37ZM42 79H43V78H42ZM45 79H48L47 76L44 78V80H45ZM49 79H50V78H49ZM49 79H48V81H49ZM51 79H53V77H52ZM55 79H54V80H55ZM72 79H75V80L72 81ZM84 79H85L87 82L84 81ZM109 79H110V80H109ZM137 79H138V80H137ZM145 79H147V76H146ZM176 79H173V80H171V81H173V82L176 83V81H177ZM184 79H185V78H184ZM36 80H35L34 82H32L30 85H27V84L25 83V81H24V83L20 82V83H22V84H20V83H16L15 85L12 86V89H13V90H14V89L17 90L16 92H14L13 95H16L18 98L22 99V98H24V97H26V96H28V95L30 96V92H31V93H32V94H31L32 96H30V97H28V98L26 97V98H24V100H30V99H31L30 101H32V100H33L32 98L36 97V96L33 95V92L36 90L35 85H39V83H42V81H38V80H40V79H38L37 81H36ZM54 80H53L52 82H54ZM56 80H55V81H56ZM78 80H80V81H78ZM81 80L84 81L86 84H85L84 82L81 83ZM94 80H95V79H94ZM174 80H175V81H174ZM178 80H179V79H178ZM187 80H188V79H187ZM190 80H191V79H190ZM190 80H189V84L192 83L191 81H193V80H191V81H190ZM262 80H263V79H262ZM45 81H46V80H45ZM45 81H44V82H45ZM62 81H63V80H62ZM77 81H78V83H77ZM92 81H93V80H92ZM132 81H135V82H136V84L134 83V87H132V86H133V82H132ZM171 81H169V85H170V87L175 85V84H174V85H171V84L173 83V82L171 83ZM217 81H218V80H217ZM49 82H51V80H50ZM52 82L49 83V84H52V86H53V83H52ZM114 82L118 83L119 86H116L117 84H114ZM137 82H138V83H137ZM178 82H179V81H178ZM206 82H207V81H206ZM210 82H211V80H210ZM61 83H62V82H61ZM68 83H69V82H68ZM89 83H91V81H90ZM110 83H111V84H110ZM119 83H120V84H119ZM143 83H144V81H143ZM148 83H149V82H148ZM154 83H155V82H154ZM187 83H188V81H187ZM187 83H186V84H187ZM211 83H212V82H211ZM260 83H261V82H260ZM46 84H47V83H46ZM140 84H141V83H140ZM145 84H147V83H145ZM155 84H156V83H155ZM155 84H154V85H155ZM180 84H181V83H180ZM189 84H188V85H189ZM203 84H206V83L204 82ZM213 84H214V82L212 83V85H213ZM59 85H61V84H59ZM71 85H72V84H71ZM122 85H123V86H122ZM127 85H128L129 87L134 88V89H128L129 87H128ZM169 85H167V86H169ZM190 85H191V88H192V87H193V88L195 87L193 84H190ZM192 85H193V86H192ZM212 85H211V86H212ZM55 86H56V83H55ZM57 86H58V85H57ZM61 86H62V85H61ZM61 86H60V87H61ZM101 86L103 87V85H101ZM121 86H122V88H120ZM135 86H136V88H135ZM146 86H147V85H146ZM199 86H200V85H199ZM201 86H202V87H201ZM201 86H200V88H199V87H196V88H198V89H200V90H201V89L203 90V85H201ZM204 86H205V85H204ZM208 86H210V85H207V86H205V87L207 88ZM47 87H48V86H47ZM53 87H54V86H53ZM60 87H57V89H56V87H55L54 89H56V90H54V91L58 92L59 90H61ZM62 87H63V86H62ZM68 87H69V88H68ZM70 87H71V86H68V85H67V86H64V89L68 88L67 90H68V93H69V91H70ZM72 87H73V86H72ZM82 87H83V86H82ZM102 87H101V89H102ZM113 87H111V89L114 90ZM140 87H141V85H140ZM140 87H139V88H140ZM174 87H175V86H174ZM214 87H215V86H214ZM49 88H50V89H49ZM58 88H59V90H58ZM73 88H74V87H73ZM73 88H71V89H73ZM99 88H100V87H99ZM103 88H106L105 91H107V87H103ZM117 88H115V91L117 90ZM141 88H142V87H141ZM143 88H144V87H143ZM153 88H154V86H153ZM171 88H172V87H171ZM171 88H169V89L167 88V90L169 91ZM208 88H209V87H208ZM208 88H207V90H208ZM261 88H262V87H261ZM261 88H259V89H261ZM47 89H48V92H49V95H50V94L52 93V92H51V87H48ZM76 89L78 90V88L76 87L75 89H73V92H74ZM101 89H100V90H101ZM111 89H108V91H109V90H110V91H109V92L107 91L106 93H108V96L112 98V96H113L112 94H113L114 91H111ZM154 89H156V87H155ZM198 89H196V90H198ZM209 89H210V88H209ZM49 90H50V91H49ZM52 90H53V88H52ZM57 90H58V91H57ZM67 90H63V91H64V92L62 91L63 94H65V91L67 92ZM102 90H103V89H102ZM102 90H101V91H102ZM145 90H146V89H145ZM151 90H152V89H151ZM249 90H250V89H249ZM249 90H248V91H249ZM118 91H116V92L114 93V94H116V96L114 95L115 97L120 96L119 98H117L118 100L121 98V96H122L123 98L126 96V94L123 95L124 93L121 94V92L118 93ZM168 91H167V92H168ZM182 91H183V90H182ZM193 91H194V89H193ZM262 91H263V90H262ZM50 92H51V93H50ZM56 92H55V94H54V92H53V93L50 95V96L52 97V99H53V100H52L53 103L51 102L52 105H51V103H50V101H51V97L45 95L46 98H47V97L50 98V100H49L48 98H47V99L45 98V99L47 100V101H46V102H47V106L50 105L49 108L47 107L48 110H49V112H51V113L53 112V113H54L55 109H56V108H59V109H56V111L59 110V112H60V110H61V113H62V111H63V115L67 114L68 117L70 116V117L72 118L73 116H71V114L74 113V110H75V109H74L73 107H71V106L74 105V104L71 103V99H70V98H71V96L75 95L76 93L74 92V93H75V94H74V93H72V91H71V92H70V95L68 94V96H69V98H68L67 93H66V96H63V94L60 93V91H59L60 94H56ZM110 92H111V93H110ZM138 92H139V91H138ZM144 92H145V91H144ZM153 92H154V91H153ZM167 92H166V93H167ZM217 92H218V91H217ZM258 92L260 93V91H258ZM103 93H104V95H105V92H104V91H102V94H103ZM109 93H110L111 95H110ZM142 93H143V92H142ZM145 93H147V92H145ZM215 93H216V92H215ZM250 93H251V92H250ZM71 94H73V95H71ZM102 94H101V96H102ZM117 94H119V95H117ZM129 94L131 95V92H130ZM154 94H155V93H154ZM182 94H183V93H182ZM60 95H62V97H61ZM163 95H164V94H163ZM185 95H186V94H185ZM205 95H206V94H205ZM244 95H245V94H244ZM252 95H253V93H252ZM33 96H34V97H33ZM39 96H41V95H39ZM106 96H107V95H106ZM108 96H107V97H108ZM114 96H113V98H114ZM134 96H135V95H134ZM164 96H165V95H164ZM43 97H44V96H43ZM55 97H56V98H55ZM102 97H103V96H102ZM102 97H100V99H101ZM107 97H106V99H107ZM109 97H108V99H110ZM128 97H129V96H127V98H128ZM165 97H166V96H165ZM60 98H61V99H60ZM66 98H67V99H70V100H66V103H65V100H64V99H66ZM189 98H190V97H189ZM215 98H216V97H215ZM217 98H218V97H217ZM254 98H255V97H253V99H254ZM34 99H35V98H34ZM58 99H59V100H58ZM201 99H202V98H201ZM210 99H211V98H210ZM222 99H223V98H222ZM226 99H227V98H226ZM234 99L237 100L238 98H235V97H234ZM241 99H242V98H241ZM248 99H250V98L248 97ZM253 99H250V101L248 100L249 102L246 100V102H248V103L251 102V103H252V102H253ZM63 100H64V101H63ZM101 100H102V99H101ZM118 100H117V101H118ZM195 100H196V99H195ZM212 100H213V98H212ZM223 100H225V99H223ZM227 100H228V99H227ZM243 100H244V99H243ZM251 100H252V101H251ZM54 101H55V102H54ZM56 101L62 103L63 106H65V107L62 108V104L57 103ZM69 101H70V103L72 104V105L70 104V105H71V106H70V109H69ZM206 101H208V99L204 100V102H206ZM221 101H222V100H221ZM230 101H232V99H231ZM238 101H239V100H238ZM256 101H257V99H256ZM48 102H49V105H48ZM191 102H192V101H191ZM204 102L201 101L200 103H204ZM212 102H213V101H212ZM224 102H225V101H224ZM235 102H237V101H235ZM244 102H245V101H244ZM56 103H57V104H56ZM64 103H65V104H64ZM100 103H101V102H100ZM122 103H124V102L119 103L118 106H119V105H122ZM192 103H193V102H192ZM194 103H195V102H194ZM198 103H199V102H198ZM209 103H210V102H209ZM221 103L224 104V105H222ZM227 103H228V101H227ZM227 103H223V102H220L219 104H218V103H217V104H216V103H214V104H213V103H212V104L210 103V107L207 105V108L209 107V108H208V111H206V109H204V110H205V114H204V111H203V107L205 108L204 105H202V106H203L202 109L199 107V108L201 109L200 111L197 110L198 107L196 108L195 106L193 107V108H194L193 110L191 109V111H190V109H189L190 107L187 106L188 108H187L186 110L188 111V109H189L188 112H189L190 114H192L193 111L196 113V110H197L198 112H200V113H197V115H198V114H199L200 116L202 115V118L205 117L207 120H208V118H209L208 121L210 122V119H211V118H212L211 121H213L214 118H215L216 116H218V115H221V116H219V118L223 116L222 119H225V118H224V117H225L224 114H227V113L229 114V112L232 111L233 109H234V110H237L238 107H240L239 110H237L238 112H237V111H232V112H230L231 114H233V115H232L233 117H235V116H234L235 113H236L237 116H238V115L240 114L239 111H241V113H242V110H243L242 108H243V106H244V108H246L245 105L248 104V103H243V102H241V100H240V102H239L240 104H239V106H237V105H238V102L234 104V102L232 101V102H230V106H232V107H230L229 105H227ZM231 103H233V105H232ZM241 103H242V104H241ZM254 103H255V99H254ZM254 103H253V105H255ZM53 104H54V105H53ZM55 104H56L57 106H56ZM76 104L78 105V103H76ZM163 104H164V103H163ZM163 104L160 105V107H161V106L164 107ZM182 104H184V103L182 102ZM182 104H181V102H180V103H178V104H176V105H172L173 107L169 104V105L171 106V107H170L171 109H168L169 106L167 105L168 108L166 109L165 113L168 112L167 114H169V112H171V111H167V110H172V108H174V109L177 108V110L175 109L176 111H175L174 109L172 110L173 112L175 111L176 113H175V112H174V113L172 112V113H170L169 115L171 116V114H177V112H179V116L177 117V115H178V114H177L175 119H174L172 116H171V117H172V120H171L169 117H168V119H167V118H166L167 116L164 114V110H165V109H163V114H162V116L165 115V116H164L165 119L163 118L164 121L171 120L172 123L174 124V122L176 123V121H178L179 119H181V121H182L184 118H185V119L188 118V115H186V112H187V111H186V112L183 111V114L180 113V112H182V111H180V110H181L183 107L178 111V108H179L178 105L180 106V105H182ZM188 104H189V102H188ZM206 104H208V102H207ZM228 104H229V103H228ZM67 105H68V106H67ZM77 105H76V106H77ZM95 105L97 106V104H95ZM123 105H125V103H124ZM123 105H122V107H123ZM127 105H128V104H127ZM192 105H194V104H192ZM225 105H226V107H225ZM99 106H100V105H99ZM101 106H102V105H101ZM116 106H117V105H116ZM118 106H117V107H118ZM175 106H177V107H175ZM227 106H228V107H227ZM119 107L122 109L121 106H119ZM119 107H118V108H119ZM125 107H126V105H125ZM125 107H124V108H125ZM234 107H235V108H234ZM236 107H237V109H236ZM254 107H255V106H254ZM53 108H55L54 111H51V110H53ZM61 108H62V109H61ZM72 108H73V109H72ZM76 108H77V107H76ZM78 108L80 109L79 106H78ZM82 108H83V107H82ZM82 108H81L80 110H82ZM100 108H102V107H100ZM118 108H117V109H118ZM120 108H119V110H121ZM124 108H123V109H124ZM129 108H130V107H129ZM129 108L127 109V112L130 110ZM199 108H198V109H199ZM232 108H233V109H232ZM68 109H69L70 113H69ZM83 109H84V108H83ZM97 109H98V108H97ZM102 109H103V108H102ZM102 109H101V110H102ZM131 109H132V108H131ZM71 110H72V111H71ZM76 110H78V109H76ZM76 110H75V111H76ZM119 110L117 111V113L119 112ZM124 110H125V109H124ZM124 110H123V111H124ZM160 110H161V109H160ZM229 110H230V111H229ZM56 111H55V112H56ZM66 111H67V113H65ZM95 111H96V110H95ZM102 111H103V110H102ZM130 111H131V110H130ZM161 111H162V110H161ZM202 111H203V113H201ZM49 112H47V116H48V113H49ZM77 112H78V111H76L74 115H77V114H78ZM79 112H80V111H79ZM120 112H121V111H120ZM135 112H136V111H135ZM135 112L133 111L132 114L134 115ZM184 112H185V113H184ZM188 112H187V113H188ZM234 112H235V113H234ZM41 113H42V112H41ZM44 113H45V112H44ZM53 113L50 114V115H54ZM76 113H77V114H76ZM96 113H97V112H96ZM117 113H116L115 115H117ZM161 113H162V112H161ZM206 113L208 114V116H207ZM69 114H70V115H69ZM81 114H82V113H81ZM111 114H112V113H111ZM120 114H122V113H120ZM135 114H138V113H135ZM180 114H182V115L185 114V115H184V118H181L182 115L180 116ZM193 114H194V113H193ZM228 114H227V115H228ZM243 114H244V113H243ZM42 115H44V114H42ZM45 115H46V114H45ZM56 115H57V113H56ZM93 115H94V114H93ZM118 115H119V114H118ZM122 115H123V114H122ZM122 115H121V116H122ZM130 115H131V114H130ZM169 115H168V116H169ZM197 115H196V116H197ZM209 115H210V116H209ZM214 115H216V116H214ZM65 116H66V115H65ZM77 116H79V115H77ZM77 116H76V117H77ZM84 116H85V115H84ZM123 116H124V115H123ZM160 116H161V115H160ZM173 116H174V115H173ZM185 116H186V117H185ZM206 116H207V117H206ZM232 116H231V117H232ZM237 116H236V118H237ZM246 116H247V115H246ZM53 117H54V116H53ZM55 117H56V116H55ZM58 117H59V119H61L60 122H63L62 118H61L60 116H58ZM80 117H81V115H80ZM132 117H133V116H132ZM179 117H180V118H179ZM213 117H214V118H213ZM228 117H230V115H228ZM81 118H82V117H81ZM83 118H84V117H83ZM86 118H87V117H86ZM191 118H192V117H191ZM219 118H218V119H219ZM77 119H79V118H77ZM77 119H76V120H77ZM131 119H132V118H131ZM159 119H161V118H159ZM173 119H174V120H173ZM185 119H184V120H185ZM216 119H217V118H215V120H216ZM220 119H221V118H220ZM222 119H221V120H222ZM226 119H227V118H226ZM228 119H229V118H228ZM233 119H235V118H232V120H233ZM52 120L54 121V119H52ZM71 120H72V119H71ZM73 120H74V118H73ZM81 120H82V119H81ZM142 120H143V119H142ZM175 120H176V121H175ZM194 120H195V119H194ZM221 120H220V121H221ZM49 121H50V120H49ZM55 121H56V124H54V126L56 125V128L53 126L52 123H51V126H52V128L57 129V128L59 127V125H57V121L59 122L58 118H57V120L55 119ZM181 121L179 120V122H177V123H178V124H181V123H182V124L184 125V122H185L186 120L183 121V122H181ZM189 121L191 122V119L188 120V122H187V121H186V122L189 123ZM218 121H219V120L214 121V123L212 122V124H215V122H218ZM222 121H223V120H222ZM50 122H51V121H50ZM209 122H208V123H209ZM53 123H55V122H53ZM154 123H155V122H154ZM169 123H171V122H169ZM172 123H171V124H172ZM177 123L175 124V126L178 125ZM187 123H186V124H187ZM193 123H194V122H193ZM193 123H189V124H193ZM199 123H200V121H199ZM201 123H202V122H201ZM234 123H235V122H234ZM236 123H238V122H236ZM49 124H50V123H49ZM58 124H59V123H58ZM196 124H197V123H196ZM210 124H211V123H210ZM141 125H142V124H141ZM199 125H200V124H199ZM202 125H203V123H202ZM51 126L49 127V125H48L47 128H51ZM63 126L66 127V125H63ZM63 126H62V124H61V126H60L61 129H60V127H59L60 130L57 129V131H62V129H63V130H64L63 132H65L66 130H65L64 128H62ZM208 126H209V125H208ZM218 126H219V125H218ZM197 127H199V126H197ZM214 127H216V126H214ZM181 128L183 129V127H181ZM216 128H217V127H216ZM143 129H144V128H143ZM173 129H174V128H173ZM184 129H185V127H184ZM211 129H212V128H211ZM213 129H214V128H213ZM217 129H218V128H217ZM140 130H141V129H140ZM170 130H171V129H170ZM178 130H180V129H178ZM53 131H54V130H53ZM182 131H183V130H182ZM182 131H180V133H181ZM198 131H199V130H198ZM203 131H204V130H203ZM218 131L220 132V130H218ZM218 131H217V132H218ZM49 132H50V131H49ZM141 132H142V131H141ZM145 132H146V131H145ZM172 132H175V130H173ZM176 132H177V130H176ZM176 132H175V133H176ZM178 132H179V131H178ZM195 132H196V131H193V132L189 133V135H188V132H184V134L186 133L188 137L190 136V137H189L190 139H187V140H185V139H181L182 141H180L178 144H177L176 142L178 141L179 138H176V137L174 138V137H173L174 139H173L172 142H175V140H176V142H175V143H176V146H174L175 143H173V144L171 145L173 148L169 149V147H166V150H164L165 152H164V151L161 152V153L158 155L159 157H157V158H158V161H159V164H160V162H161L160 160H164V161H166L164 164H166V163H171L170 165L168 164L169 167H167V164L164 166V164H162L163 161H162L161 164H160V166L163 165L162 167H164V168H165V167L168 168V170H167V169L164 170V168L161 167L162 170H163L164 172H165V171L169 172V173L165 172V174L168 175V176H164V173L159 171L156 175H153V177L156 176V178H158V179H156V181H155V180H153V181H155L156 183L160 181L158 184H161L162 186H163V185L166 186L167 184H169V183L172 181L173 185H176L177 187L180 186V185H178V184H180V182H181V187H179V190H180V189H181V191L183 190L182 192L179 191V190H176V187L174 186V187H175V192H177V194H180V195L183 194V197H184V196H185V195H184V191H185V193L187 192V194L190 193V195H192V196H190V195H186V196L195 197V195H197V197H198V196L200 195L199 197H201V195H202V198L206 199V197H208V196L206 195V197H205V196L203 197V194L199 193V191L205 189V194L208 193L209 190H210V191L212 190V193H213V192L215 191V189H218V186H217L216 184H218L219 179H221L220 176H221V177L224 176V175H220V174H218V175H217V174H214V173H218L217 171L215 172V171H213L214 169H212V168H216V167L213 166L212 168H210L211 166H210V167L207 166V168L209 167L210 169H212V170L209 169V170H210V173H211L212 175H211L210 173H208V171H207L208 169L206 170V171H207L206 173H207V175L210 174L209 177H212V176L217 175L218 177H217V176H215V177H216V179L219 178V179H217L218 182L216 183L215 177H212V178H214V180L211 181V178L207 177V176L205 175L206 173L203 172L201 176H200V174H199V175L196 177L197 179L199 178V180L201 179V180H200L201 183L199 184V186H198L197 188L192 187V185H194L195 182L198 181L196 178H191V179H190V182H189L187 185H185V183H183V180H184V179H182L181 181H180V180L178 181L177 179H174V177H173V179H171V178H172L171 176H170L171 178L169 177V175H172L171 170H172V172H174V169L176 170V168H177V166H178V164H179V163L177 162L178 160H180L179 158H182V159H183V158H189L190 156H192V155H190L191 153L188 152V151H189V148H190V149H192V148H191V146H188V145H191V144H192V143H191L192 141H196V142H197V143H196V142H193L194 145H195V144H198V140H197V139H199V138H200V135H201V133H198L197 136H199V137H196V139L193 138V139H195V140H192V137H193V136H196V135H194ZM219 132H218V134H219ZM129 133H130V132H129ZM142 133H143V132H142ZM160 133H161V132H160ZM180 133H179V134H180ZM182 133H183V132H182ZM223 133H224V132H223ZM223 133H222V135H223ZM138 134H139V133H138ZM172 134H174V133H172ZM176 134H177V133H176ZM186 134H185V135H186ZM190 134H192L193 136H191ZM199 134H200V135H199ZM51 135H52V134H51ZM142 135H143V134H142ZM148 135H149V134H148ZM219 135H220V134H219ZM222 135H221V136H222ZM153 136H154V135H153ZM171 136H172V135H171ZM173 136H174V135H173ZM178 136H179V135H178ZM187 136H186V137H187ZM202 136H203V135H202ZM140 137H141V135H140ZM215 137H217V136H215ZM222 137H223V136H222ZM50 138H51V137H50ZM106 138H107V137H106ZM108 138H109V137H108ZM212 138H213V137H212ZM81 139H82V138H81ZM84 139H85V138H84ZM88 139H89V138H88ZM97 139H98V138H97ZM103 139H104V138H103ZM130 139H131V137H130ZM138 139L143 141V139H141V138H138ZM145 139H146V138H145ZM160 139L162 140L163 138H160ZM201 139L203 140L204 138H200L199 140H201ZM205 139H206V138H205ZM17 140H18V139H17ZM22 140H23V139H22ZM78 140H79V139H78ZM92 140H94V139H92ZM101 140H102V139H101ZM106 140H108V139H106ZM191 140H192V141H191ZM215 140H216V139H215ZM51 141H52V140H51ZM56 141H57V140H56ZM84 141L88 142L89 140L87 141V139H86V140H84ZM111 141L113 142L114 145H113V144H111V145L108 144L109 146H107V147H105V145H106L107 143H104V145H101V144L98 145V144H99L98 142H100V140H99V141H95L94 144L99 146V147L96 146V148L98 149V152H99L100 154L97 156V154H98V153L96 154L97 151H94L95 153L93 152L92 154H93V155L95 154L96 157L93 156L92 154H90V155H92V156H90V155H89V156H86V157H85L86 159H85L84 157L79 156V158L81 157V158H80L81 162H83L84 165H87V166L84 167L83 164L81 163V165L83 166V168H82L81 166H79V168H80V167H81L82 169H84V168H89V167H88V166H89L88 164L93 163V160H94L95 162L98 161V162L101 163V165H102V162H104V161L102 160V159H103L102 156H103V157H106V158H107V157H112V158L115 157L117 160L119 159V157H121V158L123 157V158H125V159H123V160H127L126 158H131V157H132V158H133V157H134V158L137 157L136 159H138V157H139V158L141 159L142 156L144 157V156L146 155V153L143 152L144 149L141 150L142 152H141V151L138 152V151H139L138 149H140V148H138V146H137V148H136V149L138 150V151L136 150V151L138 152V153H137V152L135 151V149H134L135 147L133 148V147H131V145H129V144H132V145H133V144L135 143V142H133V141H132L133 143H131V142L129 143V141H127V142H128V143H127V142H125V141H126V140H125V141H124V144L127 143L126 145H124V144H123V145H122V144H119V143H121L120 141H119V143L117 142V144H119V145H117V144L115 143L117 140H114V141H115V142H114L113 139H112V140H110V142H111ZM135 141H137V138H136ZM162 141H163V140H162ZM162 141H161V142H162ZM165 141H166V140H165ZM3 142H4V141H3ZM27 142H28V141H27ZM29 142H30V141H29ZM31 142H32V141H31ZM73 142H74V141H73ZM77 142H79V141H75L74 143L77 144ZM90 142H92L91 139H90ZM96 142H97L98 144H96ZM104 142H105V141H104ZM106 142H107V141H106ZM170 142H171V141H170ZM172 142H171V143H172ZM202 142H203V141H200V144H201ZM208 142H209V141H208ZM208 142H207V143H208ZM211 142H212V141H211ZM4 143H5V142H4ZM52 143H53V142H52ZM79 143H81V142H79ZM79 143H78V144H79ZM88 143H89V142H88ZM100 143H101V142H100ZM122 143H123V141H122ZM137 143H140V142H137ZM171 143H170V144H171ZM190 143H191V144H190ZM30 144H31V143H30ZM33 144L36 145V142H35V143H32V145H33ZM37 144H39V143H37ZM42 144H43V143H42ZM48 144H49V145H48ZM48 144H46L48 149H47V148H44V147H46V145H45L44 147H42V149H44V150L47 151V152H46V151L44 152V154H46V156L48 155L49 152L55 155V157H54V155H53L54 158L52 157V158L54 159V160H53V162H54L53 164H57V162H55V161H59V160H60V159H59L60 157H61V159H62V158H65L66 156L72 154V152L74 151V150H71L70 148L68 149L67 146H66V149H64V151H61L63 148H65V146L62 145V144L59 143V142H58V144H59L58 146H57V142H56V143H53V144H51V143H48ZM54 144H55V145H54ZM89 144H90V143H89ZM89 144H88V145H89ZM91 144H92V143H91ZM115 144H116V145H115ZM135 144H136V143H135ZM159 144H160V143H159ZM162 144H163V142H162ZM193 144H192V145H193ZM28 145H29V144H28ZM28 145H27V143H25V144H23V147H24V148H23L22 146H21V147H22L23 149L28 148V147H31L30 145H29V146H28ZM40 145H41V144H40ZM51 145H52V146H51ZM60 145H61V146H60ZM79 145H80V144H79ZM79 145H78V146H79ZM81 145H82V144H81ZM84 145H87V143L84 144ZM95 145H94V146H95ZM121 145H122V146H121ZM165 145H166V144H165ZM165 145H164V146H165ZM177 145H178V146H177ZM194 145H193V148H194V147H197V145H195V146H194ZM203 145H205V144H203ZM17 146H19V145H17ZM25 146H26V147H25ZM62 146H63V147H62ZM91 146H92V145H91ZM103 146H104V147H103ZM127 146H130V149H129V147H127ZM139 146H140V145H139ZM160 146H161V145H160ZM166 146H167V145H166ZM180 146H181V147H180ZM198 146H199V145H198ZM201 146H202V144H201ZM11 147H12V146H11ZM49 147H50V148H49ZM79 147H80V146H79ZM89 147H90V146H89ZM92 147H93V146H92ZM101 147H103V148L106 150L107 153H106V152L104 153V150H103V148H101ZM142 147H143V146H142ZM177 147H178V148H177ZM34 148H35V147H34ZM37 148H38V147H37ZM39 148H40V147H39ZM61 148H62V149H61ZM81 148H83V146H82ZM81 148L79 149V150H81V151H79V154H82L83 151H84V150L82 151ZM84 148H85V146H84ZM84 148H83V149H84ZM94 148H95V147H94ZM99 148H100V149L102 150V152L104 153L103 155L101 154V150H100ZM127 148H128V149H127ZM131 148H133L134 151H133V149L131 150ZM162 148H163V147H162ZM167 148H168V149H167ZM0 149H1V148H0ZM19 149H20V148L18 147L17 150L20 151ZM28 149H30V148H28ZM32 149H33V147L31 148V150H32ZM42 149H39V150L43 151ZM76 149H78V148L76 147ZM21 150H22V149H21ZM36 150H37V149H36ZM67 150H69V151H67ZM94 150H95V149H94ZM192 150H194V149H192ZM5 151H6V150H5ZM27 151H28V150H27ZM29 151H30V150H29ZM85 151L87 152L88 150H85ZM89 151L91 152V150H89ZM16 152H17V151H16ZM37 152H38V151H37ZM58 152H60V153H58ZM62 152H63V153H62ZM90 152H88V153H90ZM190 152H191V150H190ZM6 153H7V152H6ZM10 153H11V152H9L8 154L10 155ZM21 153H25V152H22V151H21ZM34 153H35V152H34ZM41 153H42V152H40V154H41ZM57 153H58L59 155H58ZM187 153H188L190 156H188ZM2 154H4V153H2ZM73 154H74V153H73ZM157 154H158V153H157ZM0 155H1V154H0ZM24 155H25V154H24ZM33 155H34V154H33ZM49 155H50V154H49ZM74 155H75V157L71 159L72 161H73V159L76 158V154H74ZM186 155H187V156H186ZM36 156H37V155H36ZM42 156H43V155H42ZM44 156H45V155H44ZM56 156H59V157H56ZM82 156H83V154H82ZM194 156H195V154H194ZM88 157H89V158H88ZM100 157H101V158H100ZM146 157H147V156H146ZM195 157H196V156H195ZM31 158H34V157H31ZM47 158H48V157H47ZM50 158H51V157H50ZM52 158H51V159H52ZM56 158H57V160H56ZM83 158H84V159H83ZM99 158H100V159H99ZM152 158H154V157H152ZM190 158H191V157H190ZM190 158H189V159H190ZM41 159H42V158H41ZM43 159H44V158H43ZM104 159H105V158H104ZM116 159L108 158V161H106V159H105V163H103V165L106 164L107 166H105V167H108L109 165H113L114 162L111 163V160H114V161H115ZM143 159H144V158H143ZM143 159H142V160H143ZM191 159H192V158H191ZM191 159H190V160H191ZM239 159H240V158H239ZM263 159H264V158H263ZM32 160H33V159H31L30 161H32ZM38 160H39V159H38ZM38 160H37V162H38ZM46 160H47V159H46ZM46 160H45V163H46ZM66 160H67V159H66ZM80 160H79V161H80ZM82 160H83V161H82ZM99 160H102V161H99ZM117 160H116V161H117ZM142 160H141V161H142ZM144 160H145V159H144ZM151 160H152V159H151ZM187 160H188V159H187ZM229 160H230V159H229ZM237 160H238V159H237ZM237 160H236V162H237ZM27 161H28V157L21 156V155L19 154V152H18L17 154H15L14 156H8L7 154H6V156H5V155H1V156H0V166H1V168H2V165H5V166H6V165H8V164H9V165H11V164H20V163L23 164L22 162H27ZM72 161H70L71 164H72ZM74 161H75V160H74ZM74 161H73V162H74ZM121 161H122V160H121ZM132 161H133V160H132ZM158 161H157V162H158ZM174 161H175V165H176L177 163H178V164H177L176 167H174L175 165L173 164V165H174V166H173L174 169L171 168V170H170V167H172V162L174 163ZM185 161H186V160H185ZM185 161H184V162H185ZM188 161H189V160H188ZM210 161H211V160H210ZM224 161H225V162H224ZM232 161H233V160H232ZM42 162L44 163V161H42ZM51 162H52V161H49L48 163H51ZM60 162H61V164H64V163H65V162L63 161V159H62ZM98 162H97V163H98ZM119 162H120V160H119ZM136 162H137V161H136ZM153 162H154V161H153ZM157 162H156V163H157ZM176 162H177V163H176ZM184 162H183V163H184ZM223 162L225 163V165H226V164H229V163H226V162H229L228 159H224V160L222 161V164H223L222 166H224V163H223ZM234 162H235V160H234ZM236 162H235V164H236ZM28 163H29V162H28ZM35 163H36V162H35ZM40 163H41V162H40ZM43 163H42V164H43ZM48 163H46V164L48 165ZM66 163H67V162H66ZM66 163H65V164H66ZM107 163H108V164H107ZM110 163H111V164H110ZM133 163H134V162H129V163L126 162L125 164L122 163V165L120 164V165L122 166V168H121V167H120V168H121L122 170H126L127 168H130V167L133 165ZM138 163H139V162H138ZM186 163H187V162H186ZM186 163H185V164H186ZM232 163H233V162H232ZM21 164H20V166H21ZM32 164H33V163H32ZM51 164H52V163H51ZM53 164H52V165H53ZM71 164H70V165H71ZM75 164H76V161L74 162V165H75ZM78 164L80 165V162H79ZM78 164H76V165H78ZM136 164H137V163H136ZM217 164H218V163H217ZM230 164H231V161H230ZM233 164H234V163H233ZM243 164H244V163H243ZM246 164H248V163H246ZM253 164H254V163H253ZM9 165H8V166H9ZM29 165H30V163H29ZM34 165H35V164H34ZM36 165H37V163H36ZM40 165H41V164H40ZM74 165H73V166H74ZM98 165H99V164H98ZM134 165H135V164H134ZM156 165H158V164H156ZM181 165H183V164H181ZM248 165H249V164H248ZM248 165H246V167H247ZM260 165H262V164L260 163ZM260 165H258V166H260ZM26 166H28V164H27ZM43 166H44V165H43ZM43 166H42V167H43ZM137 166H140V164H137ZM229 166L232 167L231 165H229ZM240 166H241V164H240ZM240 166L238 165L237 167H239V168L241 169ZM258 166H256V167H258ZM23 167H24V165H23ZM29 167H30V166H29ZM29 167H28V168H29ZM38 167H40V166L38 165ZM42 167H41V169H42ZM45 167H46V166H45ZM69 167H70V166H69ZM74 167H75V166H74ZM74 167L70 168V169L74 170V171H72V172L76 173V172L79 170L80 172H77L76 174H78V173L80 174L82 169H81V168L79 169L78 167H75V168H78V170L76 169V170H77V171H76L75 169H73ZM134 167H135V166H134ZM157 167H158V166H157ZM157 167H156V168H157ZM178 167H179V166H178ZM204 167H206V166H204ZM234 167H236V165L233 166L232 169H234ZM248 167H249V166H248ZM248 167H247V168H248ZM256 167H255V168H256ZM11 168H12V167H11ZM11 168H9L10 171H11ZM30 168H31V167H30ZM35 168H36V167H35ZM43 168H44V167H43ZM65 168H66V167H64V169H65ZM109 168H110V167H109ZM223 168H224V167H223ZM225 168L227 169V165H226ZM225 168H224V169H225ZM2 169L4 170V166H3ZM5 169H6V167H5ZM14 169H15V168H14ZM62 169H63V168H62ZM67 169H69V168L67 167ZM99 169H100V168H99ZM102 169L105 170L104 167H102ZM141 169H142V168H141ZM216 169H217V168H216ZM226 169H225V170H226ZM3 170H2V171H3ZM23 170H24V169H23ZM25 170H27L26 167H25ZM28 170H29V169H28ZM37 170H38V169H37ZM37 170H36V172H37ZM90 170H91V169H90ZM90 170H89V169H88V170L86 169V170H83V171H86V173H87V172L90 171ZM92 170H94V169H92ZM92 170H91V172H92ZM104 170H103V171H104ZM106 170H109V169L107 168ZM106 170H105V171H106ZM142 170H143V169H142ZM142 170H141V171H142ZM153 170H154V169H153ZM162 170H161V171H162ZM227 170H228V169H227ZM227 170H226V171H227ZM235 170H237V169H235ZM257 170H258V169H257ZM0 171H1V169H0ZM21 171H22V170H21ZM33 171H34V170H33ZM39 171H40V169H39ZM119 171H120V169H119ZM212 171H213V172H212ZM226 171H225V173H227ZM5 172H6V171H5ZM29 172H30V171H29ZM41 172H42V171H41ZM65 172H66V171H65ZM70 172H71V170H70ZM70 172H66L68 176H69ZM138 172H139V171H138ZM146 172H147V171H146ZM149 172H150V171H149ZM175 172H177V170H176ZM228 172H229V171H228ZM240 172H241V171H240ZM262 172H263V171H262ZM0 173H1V172H0ZM15 173H16V172H15ZM23 173H24V171H23ZM43 173H45V172H43ZM47 173H48V171H47ZM62 173H63V172H62ZM68 173H69V174H68ZM83 173H84V172H83ZM88 173H89V172H88ZM110 173H111V172H110ZM133 173H134V171H133ZM133 173H132V174H133ZM139 173H140V172H139ZM147 173H148V172H147ZM160 173H161V174H160ZM162 173H163V176H164V177H166V178L168 177L169 179H168V178H167V179L164 178L165 181H164V179H161L160 177H162ZM232 173H235V172H232ZM257 173H258V171H257ZM2 174H3V173H2ZM25 174H26V173H24V175H25ZM35 174H36V173H35ZM35 174H34V175H35ZM79 174H78V176H77V179H78V180L80 179V177H79L80 175H79ZM81 174H82V173H81ZM94 174H95V171H94ZM134 174H137V171H136V170H135V173H134ZM140 174H141V173H140ZM142 174H143V173H142ZM149 174L151 175V173H149ZM158 174H159V175H158ZM228 174L230 175L231 173H228ZM228 174H227V175H228ZM262 174H263V173H262ZM29 175H31V174H29ZM65 175H66V174H65ZM84 175H86V174H83L82 176H84ZM92 175H93V174H92ZM204 175L207 177V179L205 178ZM229 175H228V178H230ZM36 176H38V175L36 174ZM45 176H47V174H45ZM145 176H148V175H145ZM202 176H203V177H202ZM236 176H237V175H236ZM260 176H261V175H260ZM263 176H264V175H263ZM17 177H18V176H17ZM17 177H16V179H17ZM34 177H35V176H34ZM59 177H60V176H59ZM63 177H64V176H63ZM73 177H75V175H74ZM91 177H93V176H91ZM138 177H139V175H138ZM200 177H201V178H200ZM248 177H249V176H248ZM22 178H23V177H22ZM64 178H65V177H64ZM68 178H69V177H68ZM87 178H88V177H87ZM141 178H142V179L144 178V174H143V176H142ZM159 178H160V179H159ZM202 178H203V179H202ZM208 178H209V182L207 181ZM222 178H223L222 180H225L224 184H225V186H226V184H227L228 182L226 181V178H225V177H222ZM232 178H233V177H232ZM241 178H242V177H241ZM250 178H251V177H250ZM11 179H12V178H11ZM13 179H14V178H13ZM83 179L86 180L85 178H83ZM88 179H89V178H88ZM144 179H145V178H144ZM192 179H193V180H192ZM195 179H196V180H195ZM204 179H205V180H204ZM18 180L20 181L21 179L19 178ZM84 180H83V181H84ZM127 180H129V179H127ZM161 180H162L163 182H162ZM166 180H167V182H166ZM173 180H174V181H173ZM175 180H177V182H176ZM202 180H204V181H202ZM222 180H220V181H222ZM236 180H237V179H236ZM246 180L249 182V179H246ZM261 180H262V179H261ZM24 181H25V179H24ZM87 181H88V180H87ZM169 181H170V182H169ZM186 181H187V180H186ZM188 181H189V180H188ZM205 181H207L208 183H206ZM210 181H211L215 186H214L213 184H211ZM237 181H238V180H237ZM237 181H236V182H237ZM263 181H264V180H263ZM25 182H27V181H25ZM68 182H69V181H68ZM71 182H72V180H71ZM155 182H154V183H155ZM178 182H179V183H178ZM226 182H227V183H226ZM238 182L240 183V180H239ZM243 182H244V181H242L241 183H243ZM62 183H63V182H62ZM98 183H99V182H98ZM156 183H155V184H156ZM163 183H164V184H163ZM172 183H171V185H172ZM175 183H178V184H175ZM204 183L207 184V185H205ZM209 183H210V184H209ZM222 183H223V181H222ZM222 183H220V184H222ZM263 183H264V182H263ZM224 184H222V186H224ZM228 184H229V183H228ZM231 184H232V183H231ZM259 184H260V183H259ZM161 185H160V186L158 185V187H161V188H162ZM171 185L169 184V187H168V188H172ZM203 185H205L206 187L204 188ZM218 185H219V184H218ZM238 185H239V184H238ZM238 185H237V187H239L240 189L237 190V191L240 192V196H241V194H243V193L245 192V190H247V189L243 190V189H244V186H245L244 184H243V189H242V187H241L242 185H240V186H238ZM248 185H249V184H248ZM248 185H247V186H248ZM261 185H262V183H261ZM208 186H209V187H208ZM211 186H212V188H214V187H216V188L212 189ZM220 186H221V185H220ZM247 186H246V187H247ZM263 186H264V185H263ZM27 187H28V186H27ZM163 187H164V186H163ZM254 187H255V186H254ZM258 187H259V186H258ZM168 188L166 187V189H168ZM182 188H183V189H182ZM208 188H209V189H208ZM210 188H211V189H210ZM220 188H222V187H220ZM227 188H228V187H227ZM227 188H225V189H227ZM230 189H231V188H230ZM241 189H242V190H241ZM256 189H257V188H256ZM213 190H214V191H213ZM240 190H241V191H240ZM171 191H172V190H171ZM210 191H209V193H210L209 195L212 196L213 194L211 195V192H210ZM235 191H236V190H235ZM243 191H244V192H243ZM253 191H255V190H253ZM180 192H181V193H180ZM228 192H229V191H228ZM232 192H233V191H232ZM256 192H257V191H256ZM194 193H195V194H194ZM214 194H215V193H214ZM231 194H232V193H231ZM15 195H16V194H15ZM28 195H29V194H28ZM229 195H230V194H229ZM22 196H23V195H22ZM181 196H182V195H181ZM231 196H232V195H231ZM236 196L238 197L239 195L237 194ZM236 196H235V194H234V196L231 197L233 204H235L234 208L236 207V210H235V212H234L235 215H232V214H231V216H232V217L234 216V218H232V217L230 216V214L228 213L227 202H225L226 199H225V201H224V202L226 203V205L223 204V203H224L223 201H222L221 203H220V201H219V203H218V204H219L218 206H219L220 210H222V212H221L220 210H219L220 212L218 211V212H219V213H218V215H219V219H220V217H221V220H223V222H224V221H226L227 223L230 222V223H229V224H230V227H229V225H228L226 222H225V224L222 223V221L220 222L219 219H217L218 217H216V215H217L216 212H215V211L213 212V210H212L211 208H209V211H210V209H211V211H210V213H208V214H209L210 218H211V216H212L211 220L207 217L208 215H206V214H204V215H203V214H202V215H199V216H200V219H198V224H199L200 226H201L202 224H204V225H202L203 227H202V226L199 227V225H197L196 228H194V226H193V224H192L191 222H183V220L180 218L179 215L177 216L178 218H176V216H175V222L172 223L173 225L169 226V225H170V224H169V219H170V217L167 216L166 219H168V221H167L168 223L165 222V220H164V224H167V225L169 224V225H168V229H167V225L164 226V227H162L163 229H159V228H158V230L155 231L154 237H158L159 235H157V234H160L159 239L156 238V240H159V241H160L161 239L163 240L164 238L167 237L168 239H165V240L163 241V243L166 244L165 246H167V245L170 246L171 244L173 245V243H176V242H178V241H179L178 243H180V242L183 241V242H182L183 245H187V244L189 243L190 246H192V244H191L190 242L194 243L193 240H194L196 237H199V238H200V236H201V238H202V241H203V239H204V241H203L204 244H205V243H206V245H210V244H211V245H213V248H214V249H215V248L217 249V247H214V246H217V244H218V248H219V245H220L221 242H222L223 244H221L220 248H221V249H223L224 247H226V248H224V250H222V253H223V254L221 253L220 248L218 249V250H220V251H218V252H219L220 254H222V255L224 256L223 258L225 259V256L228 257V256L230 255V253L228 252L227 243L222 241V240H224L225 237L223 238L222 233L219 232V230H222V229H223V228H222V225L225 226V225L227 224V226H228L229 228H228L227 226L224 227V228H227L228 230L231 229L233 232L231 233V231H230V233H231V235L233 234V238H234V237L236 236V235L234 236V234H237V233H235V232H238V231H239V230H237L238 227H240V228L243 227V228H244V227H248V224H250V223H247V222L245 223V222H243L242 220H240V219H243V218H246V217H247L246 215H244V214H246V212H245L244 210H246V209H251L250 206H249V204L251 205V203L249 202L250 200L246 203V204H248V205H246L244 202H242L243 200L241 201V203H244V204L246 205V206H245L244 204L242 205V206L244 207V210H243V209H242V206H239L240 203L237 204V203L235 202V200L238 201V199H237ZM240 196H239V197H240ZM197 197H196V198H197ZM199 197H198V198H199ZM225 197H226V196H225ZM227 197H229V196H227ZM234 197H235V198H234ZM242 197H243V196H242ZM245 197H246V196H245ZM16 198H17V197H16ZM27 198H30V197H27ZM233 198H234V201H233ZM248 198H249V197H248ZM200 199H201V198H200ZM212 199H213V198H212ZM24 200H25V199H24ZM201 200H202V199H201ZM227 200H228V199H227ZM202 201H204V200H202ZM230 201H231V200H230ZM234 202H235V203H234ZM238 202H239V201H238ZM215 203H216L215 206L217 207V208H216V211H217L219 208H218V206H217V202H215ZM236 204H237V205H236ZM207 205H208V204H207ZM220 205H222L223 207L220 206ZM209 207H210V205H209ZM247 207H249V208H247ZM225 208H226L227 210H226ZM245 208H246V209H245ZM206 209H208V207H206ZM224 209H225V210H224ZM240 209L243 210V211H241ZM237 210H240V211H237ZM224 211H225V214L227 213L226 215L224 214ZM226 211H227V212H226ZM236 211H237V212H236ZM249 211H250V210H249ZM249 211L247 210V212H249ZM193 212L196 213L195 211H193ZM201 212H203L202 209H201ZM201 212H197V213L200 214ZM241 212H242V213H241ZM150 213H151V212H150ZM197 213H196V215H197ZM203 213H205V212H203ZM240 213L242 214V216H241ZM145 214H146V213H145ZM147 214H148V213H147ZM210 214H211V215H210ZM214 214H215V215H214ZM148 215H150V218H152V219L155 221V225H156V224H157V225L159 224V223H156V222H158L160 219H156V220H157V221H156V220H155V217H154L155 215H154L153 212H152L151 214H148ZM148 215H147V217H148ZM218 215H217V216H218ZM227 215H228V216H227ZM237 215H238V217H237L236 221H234V219L236 218ZM243 215H244V217H243ZM248 215H249V214H248ZM144 216H145V215H144ZM197 216H198V215H197ZM214 216H215L216 218H213ZM201 217H202L203 219H202ZM205 217H207V218L210 220V223H209V220H208V221L206 220L207 218L205 219ZM240 217H242V218H240ZM150 218H149V219H150ZM179 218H180V220H179ZM197 218H199V217H197ZM226 218H227V219H231V218H232V221H231V220H230V221L228 220V221H229V222H228ZM238 218H239V220H238ZM136 219H137V218H136ZM149 219L147 218V220H149ZM201 219H202V220H201ZM204 219H205V220H204ZM213 219H214V221H212ZM147 220H146V221H147ZM199 220H200V221H199ZM215 220H216V221H219L220 223H222V225H220L219 222H218L217 224H215V222H216ZM237 220L239 221L238 223H240V221H241V222H243L244 225H245V224H246V225H245V226H244V225L242 226L241 223H240L241 226L237 225V224H238V223H236ZM245 220L248 221V218H246ZM245 220H244V221H245ZM258 220H259V219H258ZM134 221H135V220H134ZM138 221H139V220H138ZM138 221L136 220V221H135V224H136V225L134 224L133 226H137V223H136V222H138ZM176 221H178V223H176ZM201 221H202V222H201ZM203 221H204V222H203ZM211 221L213 222V225L215 224V226H218L219 230H217V227H216V230H215V228L213 227V228H214V231H217V232H214V231L212 232V231H210V230L207 231L208 228H209L208 225L212 224ZM233 221H234V222H233ZM205 222H206L208 225H207ZM232 222H233V223H232ZM138 223H140V222H138ZM144 223H145V222H144ZM144 223L142 224V226H141L142 228H141V229H139V228L136 227V230H137V229L140 230L139 232H137V233H139V235H138V234H137V236H136V235H133V234L135 233V231H134V233L132 234V237H134V238L137 237V238H135V239L133 238L134 240L131 241L132 237L128 235L129 237H131V239H129V237H128V241L130 240V243L132 242L133 247H131L132 244H130V243H129V244L127 243V244H128L127 246H130V245H131L130 247H131V248H134V250H135V248H137V247H134V246H135V245H138V244H137L138 242H139V243L141 242L140 244H141V246H142V247H140V248L137 249L139 252H141V253H139L140 255H138L137 253H135L137 250L132 251L131 248L129 247V250H130L131 252L129 253L128 256H130V258L132 257V260L129 261L130 263H131L132 261H133V263L141 262V261L138 260V259H141L142 256H143L146 252H148V249L150 248L149 245L152 246V244H150V243L152 242V241L150 240L152 234H149V233H147V232H146V233L143 232V231H144V227L146 226V224H144ZM200 223H202V224H200ZM218 224H219V225H218ZM233 224H236L235 226H237V227H234ZM139 225H140V224H139ZM232 225H233V229H234L235 231L232 229ZM260 225H261V224H260ZM160 226H162L161 223H160ZM206 226H208V227L206 228ZM211 226H212V225H211ZM219 226H220L221 228H220ZM250 226H252V225H250ZM139 227H140V226H139ZM160 228H161V227H160ZM199 228L203 229L204 231L201 230V229H199ZM243 228L240 229V230H243ZM252 228L254 229V227H252ZM133 229H134V228H133ZM164 229H165V230H164ZM205 229H207V230H205ZM211 229H212V228H211ZM227 229H225V232L227 231ZM238 229H239V228H238ZM245 229H246V228H244V230H245ZM253 229H252V230H253ZM166 230H168V236H167V232H166ZM247 230H248V229H247ZM159 231H160V233H159ZM161 231H162V234H163V235L161 234ZM249 231H250V230H249ZM258 231H259V230H258ZM262 231H263V230H262ZM141 232H143V233L141 234ZM163 232H164V233H163ZM165 232H166V235H165L166 237L163 238L162 236H164ZM223 232H224V229H223ZM240 232H241V231H239L238 234H239ZM254 232H255V230H254ZM208 233H209V234H208ZM210 233H211V234H210ZM213 233L215 234V238H214V234H213ZM216 233H217V234H216ZM255 233H256V232H255ZM257 233H258V232H257ZM204 234H205V235H204ZM218 234L221 235L222 237H221V236H217ZM241 234H242V232H241L238 236H240ZM156 235H157V236H156ZM161 235H162V236H161ZM202 235L205 236V237L203 238ZM211 235H212L213 237H212ZM170 236H171L172 238H171ZM238 236H236V238H235L234 240H237V238H239ZM261 236H262V235H261ZM138 237H140V238H138ZM169 237H170V238H169ZM209 237H211L212 239L214 238L215 241H216V243H217V242H218V243L216 244L215 241H214V239H213V240H212V243L214 242L215 244H212V243H211V238H209ZM218 237L222 239L221 242H219V241H220L219 239H216V238H218ZM242 237H244V236H242ZM160 238H161V239H160ZM176 238H177V239H176ZM244 238H245V237H244ZM254 238H255V237H254ZM138 239H140V241H138ZM179 239H180L181 241H180ZM182 239H183V240H182ZM242 239H243V238H241L240 240H242ZM262 239H263V238H262ZM135 240H136V241H135ZM176 240H178V241H176ZM184 240H186V242H185ZM200 240H201V239H200ZM234 240H233V241H234ZM245 240H246V239H245ZM159 241H158V243H157L158 248H159V245H162V244H163V243H161L162 241L160 242L161 244H159ZM175 241H176V242H175ZM224 241H225V240H224ZM237 241L239 242V240H237ZM237 241H235V243H236ZM126 242H127V241H126ZM126 242H125V243H126ZM133 242H134V243H133ZM136 242H137V243H136ZM184 242H185V243H184ZM187 242H188V243H187ZM238 242H237V243H238ZM182 243H181V244H182ZM237 243H236V245H237ZM154 244H155V243H154ZM176 244H177V243H176ZM194 244H195V243H194ZM224 244H226V246H225ZM240 244H241V243H240ZM157 245L155 244V246H157ZM172 245H171L170 247H169V246H167V247H168V248H171V250H172V248H173ZM238 245H239V244H238ZM124 246H125V245H124ZM127 246H125V247H123V248H126ZM155 246H154V247H155ZM165 246H164V244L162 245V247H165ZM174 246H175V245H174ZM180 246H182V245H179V247H180ZM187 246L189 247V245H187ZM152 247H153V246H152ZM182 247H183V246H182ZM182 247H180V248H182ZM192 247H193V246H192ZM237 247H238V246H237ZM120 248H121V247H120ZM196 248L198 249V247L194 245V248H193V249H196ZM261 248H262V247H261ZM127 249H128V248H126V250H127ZM185 249H186V247H185ZM216 249H215V250H216ZM263 249H264V248H263ZM120 250H122V249H120ZM123 250H124L123 252L126 251L125 249H123ZM160 250H161V249H159L158 251L160 252ZM162 250H165L166 254H168V252L166 251V250H167L166 247H165V249L162 248ZM169 250H170V249H169ZM174 250H177V249H174ZM225 250H226V253L229 254V255H225V254H224ZM138 251H137V252H138ZM143 251H145L144 254H143ZM196 251H197V250H196ZM208 251H209V250H208ZM216 251H217V250H216ZM216 251H215V252H216ZM223 251H224V252H223ZM120 252H121V251H120ZM126 252H129V251L127 250ZM132 252H133V253H132ZM162 252H163V251H162ZM170 252H172V251H170ZM175 252H176V251H175ZM179 252H180V251H179ZM179 252H178V253H179ZM183 252H184V251L182 250V253H183ZM176 253H177V252H176ZM176 253H175V255H176ZM180 253H181V252H180ZM205 253H207V252H205ZM262 253H264V252H262ZM122 254H123V253H122ZM134 254H135V255H134ZM136 254H137L139 257L141 256V254H142V256L139 258ZM183 254H184V253H183ZM208 254H209V255H208ZM132 255H133L134 257H136L135 260H134V258H133ZM169 255H171V254H169ZM184 255H185V254H184ZM204 255H205V254H203V257L206 256V255H205V256H204ZM207 255H208V256H206L207 259H205V262H204L205 264H209V262L211 261V259H212V260L215 259L214 256H213L212 254L207 253ZM178 256H179V255H178ZM178 256L176 255L175 258L178 257ZM181 256H183V255H181ZM211 256H212L213 258H212ZM137 257H138V259H137ZM143 257H144V256H143ZM210 257H211V259H209ZM229 257H230V256H229ZM130 258H129V259H130ZM144 258H145V257H144ZM144 258H143V259H144ZM146 258H147V257H146ZM173 258H174V257H173ZM175 258H174V259H175ZM184 258H185V257H184ZM184 258H181V259H180V256H179V257H178V260H176V261H178V262H179V261L184 262V261L182 260V259H184ZM171 259H172V258H170V260H171ZM174 259H173V260H174ZM176 259H177V258H176ZM226 259H227V258H226ZM145 260H146V259H145ZM145 260H144V261H145ZM184 260L186 261V259H184ZM206 260H207V261H206ZM208 260H210V261L208 262ZM234 260H235V259H234ZM134 261H135V262H134ZM176 261H174V264H175ZM189 261H190V260H189ZM235 261H236V260H235ZM142 262H143V261H142ZM159 262H160V261H159ZM161 262H163V261H161ZM171 262H172V264H173V261H171ZM171 262L168 263V264H171ZM178 262H176V264H177ZM206 262H207V263H206ZM211 262H212V263H211ZM211 262H210L211 264H214V262H215V264H216V260H215V261H211ZM232 262H233V260H232ZM232 262H231V263H232ZM196 263H197V264H202V263H198V262H196ZM196 263H195V264H196ZM204 263H203V264H204ZM234 263H237V262H234ZM156 264H157V263H156ZM165 264H166V263H165ZM178 264H179V263H178ZM181 264H183V263H181ZM188 264H189V263H188ZM193 264H194V263H193ZM232 264H233V263H232ZM239 264H240V263H239Z\"/></svg>",
  "mask_w": 264,
  "mask_h": 264
}]
</instances>
